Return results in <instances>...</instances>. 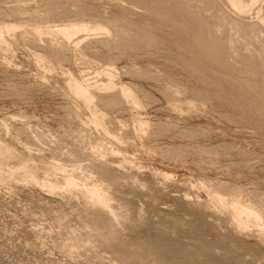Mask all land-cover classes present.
I'll use <instances>...</instances> for the list:
<instances>
[{"label": "rangeland", "instance_id": "1", "mask_svg": "<svg viewBox=\"0 0 264 264\" xmlns=\"http://www.w3.org/2000/svg\"><path fill=\"white\" fill-rule=\"evenodd\" d=\"M53 1L56 5L53 3ZM144 1L145 0H143V1L142 0H135V2H134V0H129V2H128V0H107V1L106 0H73V1L72 0H64V1L63 0H48V1L47 0H0V26L1 27L7 26L9 24L10 25L12 24L13 27L15 26L14 29H13L12 25L7 26L8 28L5 29L4 33H3L5 36L3 34H2V36L4 37V39H6L8 41V43L6 42V40H4L5 43H4V41H2L0 43V122H1L0 123L1 124V126H0V144L4 147L5 146L9 147V151H7L6 153H3L4 151L0 150V164L2 166V169L0 170V264H124V263L125 264H139L140 259H142L140 261V264H143V263L144 264H159V263L162 264V261H163V263L165 262L164 264H201V263L203 264V263H205V261H206L205 264H211V263L215 264V261L218 262L220 257H221L220 262H222V261L225 262L228 260L227 263H233L234 262L235 264H239V263L240 264H242V263H244V264H264V236L261 235V233L259 232L261 230L260 228H262V226H260V225L257 226V224L255 225L254 223H253L254 224L253 225L252 222H249L248 226L251 229L249 227H247V228H244V230H240L242 228H240V227H239L240 229L238 228L236 221L233 219V216L227 210V208L224 206H221L219 203L212 200V196H211V194H217L218 195L217 191L220 190V192H221V189L224 185L223 191L226 189L224 194L227 195V193H228L229 195L225 196L223 194V191H222V194L224 196L221 195L220 192H219V195H221L222 197H225V198L227 197L228 199H232V198H235V196H230V195H233V193H235L234 195H236V198L241 197V200L246 202L247 204H250V205L254 204L253 205L254 207H257V206L260 207V209L263 210L262 213H264V200H263V197H264V129H263L264 128V117H263L264 116V96H263L264 95V85L262 84V82H264V74H263L264 73V65H263L264 62H262V59H264V56H263L264 55V37H263L264 32L263 33L260 32V30L261 31L264 30V8H263L264 7V0H254V1L253 0H249V1L246 0L247 2L245 1V4L247 3L248 6L246 7L245 11L239 9V6H237L238 3L235 2L236 0H228L231 2H228L227 0H222V1L217 0V2H218L217 6L218 7L216 5H214L215 7H213V9H211L213 6V4L211 3V0H198V1L197 0H188L189 2L190 1L192 2V3L190 2L191 4L186 3V2H188L187 0L186 1L182 0V2H181V0L180 1L179 0H176V1L175 0L174 1L173 0H171V1L163 0L164 2L166 1V3L168 2L167 4H165L162 0H160V1H158V0H147L146 3ZM148 1H149V3H147ZM212 1L214 2V4L216 3L215 2L216 0H212ZM224 1H225V3H224ZM232 1H234V2H232ZM71 2H72V4H71ZM174 2H176V3H174ZM193 2L194 3L196 2V3L194 4ZM200 2H202V3H200ZM250 2L252 3V5ZM145 4L148 7H146ZM179 4H181V5H179ZM185 4H189V5H185ZM196 4L198 5V7ZM201 4H204V5L201 6ZM224 4H226V5H224ZM65 5H68V6H65ZM89 5H91V8ZM93 5H94V7H93ZM161 5H162V8H161ZM166 5H168V6H166ZM169 5H171L172 7ZM21 6L25 11L21 10L22 9ZM157 6L159 7V9L157 8ZM188 6H190V7H188ZM193 6H195L194 9H193ZM64 7H66V8L64 9ZM82 7H83V9H82ZM144 7L147 9H145ZM201 7H203V8H201ZM88 8H90L91 10ZM96 8H97V10H96ZM115 8L118 10H116ZM170 8H171V10H170ZM186 8H188V10H186ZM189 8H191V10ZM195 8H198L199 10L201 9V11L205 9V11L201 12ZM247 8L249 11L247 10ZM93 9H94V11H93ZM157 9H158V11H157ZM161 9L162 10L168 9L167 11L169 14L166 13L167 12L166 10H163V12H165L163 15L162 14L163 12H160V11H162ZM179 9H181L182 11ZM184 9L186 11H188L189 13L185 12ZM60 10H62V11H60ZM66 10H68V11H66ZM133 10H135V11H133ZM70 11L72 14L70 13ZM171 11L176 12L177 16L175 15V13H171ZM196 11L200 12V15H199V13L197 14ZM227 11H230V12H227ZM18 12H20V14ZM125 12H128L130 15L125 13ZM131 12L133 13L134 16L132 15ZM134 12H136V13H134ZM154 12H155V14H154ZM159 12H160V14H162V16L159 15ZM40 13H41V15H40ZM97 13H99V14H97ZM151 13H153L154 15ZM178 13H180L181 16ZM231 13H232V15H231ZM85 14L88 15V17ZM122 14H123V17H121ZM167 14H168V16H167ZM172 14H174V15H172ZM205 14L208 17L205 16ZM213 15H214V17H213ZM216 15H217V18L221 17V19L223 18L228 22L225 23L226 21L223 19H222L223 22L221 21V19H216ZM235 15H237V16H235ZM29 16H31V18H29ZM79 16H81L82 18ZM163 16H165V17H163ZM169 16L170 17L176 16L174 18L177 19V17H178L179 21L174 19V18L172 19V17L170 19ZM196 16H198L199 18ZM201 16H203L205 18V20H200ZM224 16L226 18H224ZM104 17L105 18L107 17V18L105 19ZM126 17L130 21L129 23H128V20L125 19ZM134 17H136V18H134ZM180 17L184 18V20L181 19ZM194 17H195V19H194ZM203 17H202V19H203ZM101 18H102V20H101ZM165 18H167V19H165ZM197 18L199 20L200 26H199V23L197 22L198 21ZM211 18L213 20H211ZM234 18L237 22H239V21L242 22V23H240V22L238 23L239 27H238L236 22H233V21H235ZM131 19H132V21H131ZM136 19H138V20H136ZM87 20H89V22ZM104 20H106V21H104ZM114 20H115V22H114ZM139 20H141V22ZM172 20L175 23H173ZM175 20L178 21L179 23L176 22ZM180 20L182 22H180ZM217 20H220L221 24L219 23L220 25H217V27H216L215 24H218V22H219ZM261 20L263 21V23ZM27 21H28V23H26ZM40 21L41 22L44 21V23H42L43 25L41 24ZM59 21L62 22V24L59 23ZM74 21L75 22L76 21H84V22L88 23L90 26V28H89L90 30L89 29L82 30V31L78 32L79 33L78 36L73 35L72 38H68V37L65 38L61 32L56 31V28L58 26H59L58 29H61V28H63L64 25H66L68 23L70 24L71 22H74ZM100 21H101V23H100ZM201 21H202V24H201ZM246 21H248V22L251 21L253 24H251L250 22L248 23ZM96 22H97V24H96ZM107 22H112V24L107 23ZM131 22H132V24H131ZM137 22L139 25L137 24ZM186 22H188V23H186ZM212 22L215 24H213ZM98 23L100 24V28L97 27V26H99ZM176 23H178L179 25L178 24L176 25ZM181 23H182V26L183 25L185 26L184 29H186V30H184L181 27V25H180ZM235 23H236V25H235ZM246 23H247V25L251 24L252 26L258 23L257 24L258 26L255 25V27L257 26L256 27L257 28L256 29L257 30L256 31V33H257L256 37H258V39L257 38L256 39L258 41L255 40V36H253L254 34H252V33L251 34L249 33L250 35L247 33H246L247 35H245V33H243V34L240 33L242 31H244L243 29L242 30L240 29L241 31L239 30V28H241L240 24L246 25ZM102 24H104V26H102ZM105 24H106V26H105ZM136 24H137V26H136ZM151 24H153V25H151ZM154 24H155V26H154ZM185 24L188 26H186ZM194 24L196 25V27H194L195 26ZM224 24L227 26H225ZM232 24H233V26H232ZM40 25H41V27H40ZM144 25H146V26H144ZM205 25L207 26L208 29L206 28ZM251 25H249V26H251ZM54 26H56V27L54 28ZM92 26L93 27L96 26V27L93 28ZM111 26H115V28L118 30H116L114 27H111ZM172 26H175V27H172ZM221 26L224 29H221ZM11 27L13 30L10 29ZM44 27H46V28L44 29ZM105 27H108V28H105ZM110 27L112 30H108V29H110ZM180 27L182 29H180ZM211 27H214L215 29L217 28L216 29L217 31ZM233 27H235V28H233ZM96 28H98V29H96ZM188 28L191 30L188 31ZM194 28H196V29H194ZM226 28L230 29L231 31H229V30L226 31L227 30ZM8 29H10L9 30L10 32L8 31ZM23 29H25V30H23ZM170 29L171 30L173 29V30L170 31ZM199 29L203 30V31H200ZM235 29H238L239 32H238V30H235ZM6 30L8 31V33H6L7 32ZM97 30H98V32H97ZM205 30H207V31H205ZM144 31H147L148 33L147 32L144 33ZM150 31H151V33H149ZM153 31H154V34H153ZM165 31H166L167 35H166V33H164ZM204 31L206 32V34H208L207 32H210L211 33V34L209 33L210 36L204 34L203 33ZM111 32H113V33H111ZM115 32H116V34H115ZM120 32L122 35L119 34ZM197 32H198L200 37L204 38V39L201 38L204 41H205V39L207 41H209L211 38L210 41L212 42L214 39L213 38L214 36H215V38L222 36V37H219V39L221 38L220 43L218 42L219 41L218 38L215 40L216 43L218 42V44H220L221 48H218L220 46L216 43L214 44V41L212 42L214 45L212 43H211V45L216 46V47H214L215 49L217 48L216 50L220 49L217 51L216 54L222 56L221 61H222V59H223V61H226V63H223V65L226 64L227 66H229L231 68H229V67L227 68V67H225L226 65L222 66L221 64H219L218 62H220V58L217 61L214 60L213 59L214 56H213V53H211V51H209V50L206 51L204 49L202 50V48H200L197 45L198 44L197 42H199L200 45H202L201 43L203 41L201 39H197V37H198ZM219 32L222 33L223 35L220 34ZM258 32H260L259 33L260 36H259ZM21 33H24V34H21ZM83 33H85V35ZM140 33H142V34H140ZM217 33H219V34H217ZM235 33H237V35H238V33H240L238 35L239 37ZM253 33H255V32H253ZM97 34L98 35L100 34L99 37L100 36L101 37L99 38ZM201 34L203 36H201ZM228 34H230L231 36ZM262 34H263V36H262ZM88 35H89V37H88ZM125 35L127 36V38ZM130 35H131L132 39H134L135 41H138V43L135 41L131 42L130 41L131 40ZM151 35H155V36H151ZM156 35H158V36H156ZM175 35L177 37H175ZM224 35H226V36H224ZM242 35H245L244 38L242 37ZM248 35L250 36V38ZM6 36H7V38H6ZM102 36L103 37L106 36L105 37L106 39L103 38ZM144 36H146V37H144ZM147 36H151V37H147ZM163 36H164V38H163ZM169 36L170 37L172 36V37L170 38ZM240 36L243 38V40L245 39L244 41H247L248 43L252 42L254 39L255 43L257 42L256 44L257 45L259 44V45L257 46L255 44L256 46L253 47V49H251L252 47L249 49L250 44L244 43V41L242 39H241L242 40V42H241V40H239L241 38ZM251 36L254 38L252 39ZM34 37L36 38V40ZM123 37H124V39H123ZM155 37L158 39L156 40ZM184 37H185V40L183 39ZM246 37H248L249 40H247L248 38H246ZM96 38H97V40H96ZM107 38L109 40H107ZM121 38L124 40V42L122 41ZM144 38H146V39H144ZM148 38H150L151 41H149L150 39H148ZM152 38H155V39L153 40ZM194 38H196V39H194ZM259 38L263 39V41L260 40ZM58 39H60V40H58ZM125 39L126 40L130 39L129 43H128V41H126V44L128 43L127 45H129L130 43H132V44H130V46H127L125 44ZM177 39L181 40L182 43L177 42L178 41ZM190 39H191V41H189L190 42L189 43L188 40H190ZM76 40L77 41L79 40V42H77V43L74 42ZM110 40H112V41H110ZM118 40H120V42ZM147 40H148V42H147ZM172 40H174V41H172ZM107 41H108V43H107ZM207 41L204 43L209 44L210 41L209 42H207ZM58 42H59V44H58ZM100 42H101V44H100ZM161 42L164 44H161ZM231 42H233V43L231 44ZM236 42L237 43L239 42L238 43L239 46L237 45ZM253 42H252V45H253ZM139 43H140V45H139ZM158 43H159V46L161 45L159 49H158L159 46L156 47L158 45ZM168 43H172V44H168ZM183 43L186 45H182ZM240 43H243L244 46H243V44L241 46ZM88 44H90V45H88ZM106 44L107 45L109 44V45L107 46ZM117 44H119V45H117ZM154 44H155V46H154ZM193 44L195 46H193ZM110 45H112L113 47L112 46L110 47ZM142 45L145 47H143ZM188 45L190 46V48H191V46H193L192 48L194 50L195 49H197V50L194 51L193 49H190ZM248 45H249V47H248ZM88 46L90 48L92 46L93 47L95 46V47L91 48L93 50H91V49L89 50ZM139 46H141V48ZM168 46L170 49L167 48ZM183 46H185V47H183ZM118 47H120V48H118ZM240 47H242V48H240ZM261 47L263 49H261ZM30 48L33 50L35 49V51H33V50L31 51ZM109 48H110V50H109ZM116 48H117V50H116ZM145 48H147V49H145ZM186 48H189V49H186ZM254 48H255V55H251L254 53V52L252 53V50H254ZM256 48L258 51L256 50ZM120 49H121V51H120ZM141 49H142V52H141ZM231 49H233L234 51L232 50L233 51L232 52ZM238 49H240V50L238 51ZM97 50L99 51L98 53H97ZM158 50H162V51L159 52ZM188 50L194 51L195 54L188 51ZM221 50H223V51H221ZM261 50H262V52H261ZM65 51H66V53H65ZM72 51L75 53H73ZM92 51H93V53H92ZM134 51L137 53H135ZM155 51H156V54H155ZM177 51L180 53H178ZM198 51H200V52H198ZM204 51H205V54H204ZM62 52H64V53L62 54ZM112 52H113V54H112ZM143 52H145V54ZM173 52H175V54ZM182 52H183L184 56H182L183 55V54H181ZM242 52H243V55L241 54ZM94 53L95 54L97 53V55L93 56L92 54H94ZM142 53H143V55H142ZM168 53H169V55H168ZM186 53H188V54H186ZM197 53L199 54L200 57L197 56L198 55ZM257 53H260V55H262V56H260ZM98 54H99V56H98ZM119 54H121L124 57H122ZM117 55H118V57H117ZM153 55H155V56H153ZM237 55H239V56H237ZM95 56H96V58H95ZM101 56H103V57H101ZM181 56L184 58H182ZM220 56H218V57H220ZM226 56H227L228 60L225 59ZM247 56H249L250 63L247 61L248 60ZM252 56H253V58H252ZM259 56H260V58H259ZM134 57H137V58H134ZM149 57L151 60L149 59ZM195 57H196V59L199 57L198 60L199 59H200L199 61L203 60L204 63L199 62L200 63V65H199V63H197L198 60H196ZM209 57H210V59H209ZM256 57H257V59H256ZM230 58H231V60L233 58L235 60L233 59L231 61V60H229ZM243 58H244V60H243ZM16 59H18V60H16ZM53 59H55V60H53ZM110 59H111V61H110ZM212 59H213V61H212ZM165 60H166V62H165ZM209 60H211V61L209 62ZM251 60L254 62V64ZM182 61H184V62H182ZM150 62L151 63L154 62V63L151 64ZM228 62H229V64H228ZM1 63H4V64H1ZM5 63H7V64H5ZM113 64L116 66H114ZM160 64H161V67H160ZM244 64L246 67L244 66ZM255 64L257 65L258 70L256 69ZM56 65H58V66H56ZM208 65H210L212 69ZM253 65H255V67ZM8 66H10V68ZM167 66H171V68L167 67ZM192 66H194V67H192ZM242 66H244V67H242ZM58 67H60V68H58ZM109 67H111V69ZM222 67H224V69ZM200 68L202 69V72H201ZM213 68H214V70H213ZM234 68H238V70L237 69L235 70ZM248 68H250L251 71ZM260 68L263 70H261ZM59 69H60V71H59ZM243 69H245V70H243ZM259 69L261 70L262 73H259L260 72ZM72 70H74L75 72H73ZM114 70H115V72H114ZM194 70H195V72H194ZM197 70H198V72H197ZM252 70H253V72H252ZM43 71H44V74H43ZM79 71H81V72H79ZM174 71H175V73H174ZM208 71H209V73H208ZM210 71H212V72H210ZM219 71H220L221 75H220V73L218 75H216ZM106 72H108V73H106ZM131 72H133V73H131ZM135 72L137 75H135ZM203 72H205V73L207 72L206 74H207L208 80L206 79V76L205 77L203 76V75H205ZM215 72H216V74H215ZM75 73L79 76V78ZM104 73H106V75ZM196 73H199V74H196ZM211 73H212V75H211ZM180 74H182V75H180ZM214 74L216 75V77ZM222 74H225V75H223L224 77L222 76ZM226 74H227V76H226ZM261 74L263 76H261ZM38 75H40V76H38ZM110 75H112V76L110 77ZM233 75H234V77H232ZM253 75L255 77H253ZM66 76H68L69 79ZM106 76H107V78H106ZM113 76H115V77H113ZM170 76H172V78ZM230 76H231L232 80H230L231 79ZM72 77L76 80L78 79V81L80 80V83L83 84L84 87L89 88L90 92L92 93L91 103L89 102L90 105L88 104V106H87V103L83 102L82 98L78 94H75L74 92L70 91L69 86H68V82L70 81V79ZM108 77H110V78H108ZM214 77L215 78L218 77V78L215 79ZM219 77H220V80H224L226 83L229 80L232 81V83L229 81L228 82L229 84L227 83L225 85V82L220 81ZM235 77L236 78L238 77L239 79L238 78L236 79ZM49 78H51V79H49ZM155 78H156V80H155ZM174 78H176V79H174ZM150 79H152V80H150ZM175 80H176V82H175ZM204 80H207V83H205L206 81H204ZM253 80L254 81L256 80V82H254ZM260 80L262 81L261 84H260ZM82 81H84V83H82ZM107 81H109V82L107 83ZM111 81L113 83L112 84L113 87L111 86V83H110ZM185 81L188 83H185ZM208 81H210V82L208 83ZM219 81L221 82L220 85L224 86V88L227 87L226 91L227 90L228 91L226 92L224 90V88L221 87L220 85H219L220 87L218 86V88L219 89L221 88L220 89L221 91L223 88V90L225 91V92L223 91V94L226 93L224 95L228 94V96L225 97L223 94L222 95L220 94L221 96H218L219 95V92L217 94L218 88L215 89V87H217V85L220 83ZM101 82H102V85L104 84L103 86L101 85ZM153 82H154V84H153ZM171 82H173V84ZM155 83H157L158 86ZM210 83H213V84H210ZM52 84H54V85H52ZM85 84H86V86H85ZM90 84L93 86H91ZM107 84H109L110 87H112V88H110L109 86L107 87ZM123 84H125L127 87L129 86L128 89H130L132 91V93L136 96V98H137V96H138V98L140 97L139 99L137 98V101H139V102H137L136 99L133 100V98H130L131 97L130 95H129L130 97L127 95H124L122 90H127V87L125 85H124L125 86L124 87ZM130 84H134V85H130ZM63 85H64L65 89L62 87ZM174 85H175V87H174ZM188 85L190 86V88ZM191 85H192V87H191ZM138 86H140V87H138ZM166 86H167V88H166ZM172 86L174 87L173 88L174 90L172 88H170ZM184 86H185L186 90L184 89ZM213 86H214V88H213ZM228 86L232 90H230ZM28 87L30 89H28ZM105 87H106V89H105ZM136 87H138V88H136ZM181 87H182V89H181ZM235 87L237 89H235ZM252 87H253V89H252ZM26 88H27V90H26ZM100 88L101 89L103 88V89L101 90ZM116 88H117V90H116ZM22 89H24V90H22ZM197 89H199V90H197ZM233 89H235V91L237 93H238V90H240V89L243 90L242 92H244V90H245V92L248 94H246L244 92V95H246V97H248V98L244 97L243 98L244 100H243L242 99L243 95H241L242 93L240 92L241 90L239 91L240 95H238ZM250 89H251V92H250ZM257 89L261 90V92ZM114 90H116V91H114ZM176 90L179 91L180 93H178ZM203 90H205V93H203L204 92ZM220 90H218V91H220ZM229 90H230V92H229ZM25 91H26V93H25ZM38 91L40 92L39 94H38ZM172 91H173V94H172ZM191 91L193 94L191 93ZM199 91H202V93ZM257 91L259 94L257 93ZM115 92H116V94H115ZM197 92L200 93L201 97L198 95ZM228 92L232 93L231 96H233V98L229 96L230 94ZM111 93H113V94H111ZM206 93H207L209 99H208V97H205V96H207ZM234 93H236V94H234ZM249 93H250L251 97H249ZM98 94H101L104 97L100 98L101 95L98 96ZM119 94H122L123 98ZM176 94H178V95H176ZM181 94H182V96H181ZM201 94L202 95L205 94V96H204L205 99L203 98V96ZM111 95H113V96H111ZM115 95H119L120 98H118V100H117L118 96H115ZM148 95H151V96H148ZM236 95H237V97H236ZM257 95H258V97H257ZM107 96H111L114 99L111 97L108 98ZM240 96H241V98H240ZM254 96H256L257 98ZM106 97H107V99H106ZM234 97H235V99H234ZM124 98H126L127 101L124 102V100H126ZM183 98H186L184 100L185 101L188 100V101H186V103H185V101L182 102ZM194 98L195 99L197 98L198 100L196 99L197 101L195 100L196 101L195 102ZM206 98H207V100H206ZM229 98L231 100H229ZM236 98H238V100ZM103 99H104V101H103ZM109 99H110V101H107ZM122 99H124L123 102H122ZM190 99H192V100H190ZM226 99L228 100V102L232 101V99H233L234 102L238 101L239 104H238V102L237 103L231 102V104L230 103L228 104ZM241 99L245 103L243 101H241ZM249 99H250V101L253 100V101L257 102V104L255 105V102H254L253 104H251L252 106H247L249 103ZM261 99H263V100H261ZM111 100L112 101L114 100L115 102L114 101L112 102ZM177 100H179V102ZM199 100H201V101H199ZM119 101H121L123 103V105ZM132 101H134V102H132ZM207 101H210V102H207ZM79 102H80V105H79ZM107 102H108V104H106ZM127 102L130 104H128ZM175 102H177V103H175ZM202 102H203V104H202ZM204 102H206V104H205V106L202 107V105H204ZM223 102L226 104H223ZM111 103L114 104V106ZM137 103H139V105H137ZM189 103L190 104L192 103L191 106ZM199 103H200V105H199ZM211 103L213 104V106ZM232 103L236 104V105L234 106V105H232ZM242 103L244 104V107L242 106L243 105ZM250 103H252V102H250ZM258 104H259V106H258ZM74 105L76 106V108H74L75 107ZM196 105H198L199 107ZM253 105H255L257 108H255ZM61 106H62V108H60ZM246 106H247V108L248 107L249 108L246 109ZM177 107H179V109ZM213 107H214V109H213ZM250 107H252L251 110H250ZM104 108H106L107 110ZM244 108H245V111H247L249 113L246 112V114H245L244 113L245 111L242 110ZM196 109H198V110H196ZM199 109L200 110L202 109V110L200 111ZM130 110H131V112H130ZM221 110H222V112H221ZM207 111H208V114H206ZM214 112L216 115L214 114ZM23 113H25V114L23 115ZM65 113H66V115H65ZM94 113L100 114V118L98 119V122H94L92 120V115ZM220 113H223V115ZM18 114H20V115H18ZM79 114H80V116L78 117ZM54 115H55V117H54ZM224 115H227V116H224ZM69 116H71V117H69ZM74 116L76 119L74 118ZM214 116H216V117H214ZM81 117H83V118H81ZM119 118H120V120H119ZM63 119H64V121H63ZM83 119H85V120H83ZM101 119L103 121H101ZM112 119H114V120H112ZM117 119H118V121H117ZM258 119H259V121H258ZM261 119L263 122L261 121ZM144 120H145V122H144ZM227 120H229V121H227ZM70 121H71V123H70ZM72 121H73V124H72ZM74 121L76 122V124ZM86 121H88V123ZM124 121H126V122H124ZM140 121L142 123H139ZM6 124H8V125H6ZM97 124L99 125V127L97 126ZM139 124H141V127ZM156 124L158 127H156ZM24 125H26V126H24ZM111 125H113V126H111ZM150 125H151V127H150ZM167 125H169V126H167ZM7 126H9V127L7 128ZM67 127H69V129ZM110 128H112V130ZM113 128H115V129L119 128V129L115 130ZM149 128H150V131H149ZM7 129H9V130H7ZM74 129H75V132H74ZM163 129H166V130H163ZM212 129H214V130L217 129V131H214ZM24 130H25V133H24ZM128 130H130V131H128ZM221 130H222V133H221ZM67 131H68V133H67ZM77 131H79V134ZM182 131H183V133H182ZM62 132H63V134H62ZM70 132H71V134H70ZM88 132H89V134H87ZM119 132H120V134H119ZM128 132H129V134H128ZM143 132H144V134H143ZM191 132L193 134L192 136H191V134H188ZM234 132H236V134ZM155 134H156V136H155ZM202 134H204V135H202ZM253 134H255V136ZM71 135H74V136H71ZM83 135H85V136H83ZM186 136H188L189 139H185ZM191 137H193V138H191ZM258 137L260 138V140L258 139ZM84 138H85V140H82ZM127 138H128V140H127ZM241 138H242V140H241ZM194 139H196V140H194ZM252 139H253V141H252ZM193 141H194V143H193ZM247 142H248V144H247ZM113 147H114V149H113ZM134 147H135V149H134ZM168 147L170 150L168 149ZM174 147H175V149H174ZM238 147H239V149H238ZM181 150L183 152L184 151L185 152L183 153ZM101 152H103V153H101ZM242 152H243V154H242ZM253 152H255L256 154ZM260 154H261V156H260ZM258 155L260 157H258ZM50 159H52V160H50ZM98 165H99V167H98ZM100 165H102V166H100ZM53 167H55L56 169ZM99 168H100V170H98ZM108 175H110V177ZM112 175H114V176H112ZM68 176H71L76 180L75 185H73L72 187H68L67 185H65L63 183V182H65L64 181L65 177H68ZM99 176L101 178H99ZM97 182H98V184H97ZM221 184H222V187H221ZM50 185H55V188L54 189L50 188ZM93 185L94 186L98 185L97 187L99 189H100V187L104 189V190L102 189V192L105 195L108 194L106 196L109 197L108 199L111 200L109 202L111 203L112 208H114V212H116L118 210L116 213H118L117 217L119 218V220L114 214H112L109 211L107 212V209L105 212L107 214H103V209L105 211V208H101L99 204L95 205L96 204L95 202H94V205H93V203L90 202L93 199L89 200L90 198L86 194L85 191H87L89 188L93 187ZM204 185H206V186H204ZM218 185H219V188L221 187L220 189L218 188ZM43 188H45V189H43ZM227 189L230 191L231 194L229 193V191ZM236 192H237V194H236ZM238 192L240 193V195ZM113 193H114V195H113ZM84 197L86 200L84 199ZM87 201H89V202H87ZM262 201H263V203H262ZM84 202H85L86 207L88 206V208L90 210H87L88 208L84 207L85 206ZM96 207H98V208H96ZM123 212L125 214H122ZM91 213H92V215H91ZM90 215H91V217H90ZM137 215L139 216V218ZM84 216H86V217H84ZM94 216H98V217H94ZM112 216L115 218H113ZM122 216H123V218L121 219ZM134 217L136 218V220ZM124 218H125V220L127 218V220L125 221ZM197 218H199V219H197ZM144 219H145V221H144ZM151 219H153V220H151ZM86 220H88L89 222ZM115 220H117V221H115ZM104 221H106L107 223L106 222L104 223ZM90 222L97 224V225L95 224V228H94V224L93 223L91 224ZM108 222H111L112 225L113 224H115V225L112 226L111 223H108ZM116 222H118V223H116ZM130 223H132L134 225H132ZM191 223H194V224H191ZM117 224H119V225H117ZM176 224H178V225H176ZM84 225H85V227H83ZM164 225H165V227H164ZM192 225H194V226H192ZM80 226H82V227H80ZM91 226H93V227H91ZM108 227H110V228H108ZM71 228H73V229H71ZM92 228L97 232L94 233L95 231ZM162 228H166V229H162ZM110 229H112V230H110ZM153 229H156L157 232ZM193 229H195V230H193ZM84 230L86 231V233ZM99 230H100V233H98ZM158 232H161V234L163 233L162 235L159 233V238L157 236ZM111 233H113V234H111ZM146 233H148V234H146ZM165 233H167L166 237H164L166 235ZM84 234H85V236H84ZM104 234H109V235H104ZM110 234H111V237H110ZM97 235H99V236H97ZM108 236L112 240H109ZM152 236L154 237V239ZM89 237H90V239H89ZM98 237H100V239ZM132 237L135 239H133ZM147 237L148 238L150 237V238L147 239ZM161 237H164L165 241ZM166 238H167V240H166ZM174 238H175V240L173 241ZM87 239L89 240V242L87 241ZM95 239H97V240H95ZM159 239H160V242H158ZM176 239L178 242H176ZM219 239H221L222 241L221 240L218 241ZM106 240H107V242H106ZM142 240H143V242H142ZM148 240H149V242L151 241V243H152L151 245H149L150 243L148 242ZM80 241L83 243H81ZM121 241L123 243H121ZM153 241L154 242L157 241V242L154 243ZM162 241L164 243L169 242V245H171V243H172V246H174L175 243H177V245L175 244L176 245L175 249L172 248L173 250L172 249L169 250L170 248L168 249L167 243L165 245V244L161 243ZM179 241H181V242H179ZM223 241H225L226 244ZM74 242L76 243V245H74L75 244ZM90 242L91 243L94 242V243L91 245ZM112 242H114V243H112ZM182 242H184V243H182ZM204 242H205V246H204ZM78 243H79V245H77ZM96 243H98V244H96ZM179 243H180V245H179ZM181 243H182V245H181ZM211 243H213V244H211ZM230 243H232V244H230ZM99 244H100V246H99ZM118 244H119V247L117 246ZM135 244L138 247H136ZM185 244H188L190 246L192 245V246L190 247V246L185 245ZM131 246H133V247H131ZM165 246H167V247H165ZM208 246H210V247H208ZM76 247H78V248H76ZM182 247H184V248H182ZM192 247H194V248L192 249ZM195 247H197V248H195ZM227 247H229V248H227ZM235 247H236L238 252L236 251ZM92 248H93V250H92ZM125 248L128 250H125ZM149 249H151V250L149 251ZM190 249H192L194 251V253ZM136 250H138V251H136ZM118 251H120V253L121 252L122 253L124 252V253L120 254ZM127 251H128V253H127ZM136 252H137V254H139V257L136 254ZM160 253H162V254H160ZM178 253H182V254L178 255ZM230 253H231V255H230ZM232 253H234V254L232 255ZM129 254H131L132 256ZM141 254L143 256H141ZM158 254H159V256H157ZM124 255L125 256L126 255L131 256L132 259H131V257H129V258L127 256L124 257ZM133 256H135V257L133 258ZM204 256L206 257V260L204 259L205 258ZM217 256H219V258ZM136 257L139 260H137ZM161 257H163V260L161 259ZM226 257H228V258H226ZM238 257H239V259H238ZM145 258H147V259H145ZM149 258H151V259H149ZM225 258H226L225 261L222 260ZM234 258L237 259V261ZM115 259H117V260L115 261ZM129 259H130V261H129ZM194 259L196 260V262ZM209 259H210V261H212L211 263H209L210 261H207ZM132 260H133V262H131ZM135 260H137V261H135ZM145 260H147L148 263L145 262ZM229 260H230V262H229Z\"/></svg>", "mask_w": 264, "mask_h": 264}, {"label": "bare ground", "instance_id": "2", "mask_svg": "<svg viewBox=\"0 0 264 264\" xmlns=\"http://www.w3.org/2000/svg\"><path fill=\"white\" fill-rule=\"evenodd\" d=\"M47 1H48V0H47ZM63 1H64V0H63ZM72 1H73V0H72ZM106 1H107V0H106ZM142 1H143V0H142ZM146 1H147V0H145L144 2L146 3ZM158 1H160V0H158ZM162 1H163V0H162ZM166 1H167V0H166ZM166 1H165V2L163 1V2H164L165 4H167L168 2L166 3ZM169 1H171V0H169ZM173 1H174V0H173ZM173 1H172V2H173ZM175 1H176V0H175ZM179 1H180V0H179ZM184 1H186V0H184ZM187 1H188V0H187ZM197 1H198V0H197ZM221 1H222V0H221ZM227 1H228V0H227ZM245 1H246V0H236V1H235V2L238 3L237 6H239V9H240V10H244V11H245L246 7L248 6L247 3L245 4ZM247 1H249V0H247ZM247 1H246V2H247ZM253 1H254V0H253ZM50 2H51V1H50ZM50 2H49V3H50ZM55 2H56V1H55ZM119 2H120V1H119ZM121 2H122V1H121ZM128 2H129V0H128ZM134 2H135V0H134ZM154 2H155V1H154ZM181 2H182V0H181ZM190 2H191V1H190ZM190 2L188 1V2H186V3H190ZM203 2H204V1H203ZM215 2H216V3L214 4V2L211 0V3L213 4V6H212L211 9H213V7H215L214 5L217 6V3H218L217 0H216ZM228 2H231V1H228ZM232 2H234V1H232ZM251 2H252V1H251ZM251 2H250V3H251ZM53 3H54V1H53ZM60 3H61V2H60ZM65 3H66V2H65ZM77 3H78V2H77ZM122 3H123V2H122ZM131 3H132V2H131ZM136 3H137V2H136ZM140 3H141V2H140ZM147 3H149V1H148ZM155 3H156V2H155ZM159 3H160V2H159ZM174 3H176V2H174ZM174 3H173V4H174ZM183 3H184V2H183ZM191 3H192V2H191ZM191 3H190V4H191ZM193 3H194V2H193ZM195 3H196V2H195ZM195 3H194V4H195ZM200 3H202V2H200ZM222 3H223V2H222ZM222 3H221V4H222ZM224 3H225V1H224ZM44 4H45V3H44ZM54 4H55V3H54ZM71 4H72V2H71ZM84 4H85V3H84ZM137 4H138V3H137ZM160 4H161V3H160ZM165 4H164V5H165ZM169 4H170V3H169ZM171 4H172V3H171ZM181 4H182V3H181ZM181 4H179V5H181ZM42 5H43V4H42ZM48 5H49V4H48ZM52 5H53V4H52ZM55 5H56V4H55ZM85 5H86V4H85ZM87 5H88V4H87ZM120 5H121V4H120ZM142 5H143V4H142ZM145 5H146V4H145ZM145 5H144V6H145ZM157 5H158V4H157ZM164 5H163V6H164ZM179 5H178V6H179ZM185 5H189V4H185ZM196 5H197V4H196ZM202 5H204V4H201V6H202ZM224 5H226V4H224ZM229 5H230V4H229ZM251 5H252V3H251ZM18 6H19V5H18ZM23 6H24V5H23ZM36 6H37V5H36ZM65 6H68V5H65ZM89 6H90V8H91V5H89ZM89 6H88V7H89ZM166 6H168V5H166ZM169 6H171V5H169ZM173 6H174V5H173ZM176 6H177V5H176ZM183 6H184V5H183ZM191 6H192V5H191ZM220 6H221V5H220ZM237 6H236V7H237ZM27 7H28V6H27ZM43 7H44V6H43ZM56 7H57V6H56ZM93 7H94V5H93ZM122 7H123V6H122ZM146 7H148V6L146 5ZM151 7H152V6H151ZM171 7H172V6H171ZM174 7H175V6H174ZM180 7H181V6H180ZM188 7H190V6H188ZM194 7H195V6H193V9H194ZM197 7H198V5H197ZM205 7H206V6H205ZM217 7H218V6H217ZM217 7H216V8H217ZM4 8H5V7H4ZM11 8H12V7H11ZM11 8H10V9H11ZM19 8H20V7H19ZM21 8H22V6H21ZM53 8H54V7H53ZM65 8H66V7H64V9H65ZM77 8H78V7H77ZM90 8H88V9H90ZM144 8H145V7H144ZM155 8H156V7H155ZM155 8H154V9H155ZM157 8L159 9L158 6H157ZM161 8H162V5H161ZM163 8H164V7H163ZM165 8H166V7H165ZM177 8H178V7H177ZM191 8H192V7H191ZM191 8H189V9L191 10ZM201 8H203V7H201ZM248 8H249V7H248ZM248 8H247V10H248ZM251 8H252V7H251ZM263 8H264V7H263ZM29 9H30V8H29ZM56 9H57V8H56ZM58 9H59V8H58ZM82 9H83V7H82ZM115 9H116V8H115ZM132 9H133V8H132ZM145 9H147V8H145ZM154 9H153V10H154ZM158 9H157V11H158ZM173 9H174V8H173ZM195 9H198V8H195ZM208 9H209V8H208ZM6 10H7V9H6ZM21 10H24V9L22 8ZM37 10H38V9H37ZM90 10H91V9H90ZM90 10H89V11H90ZM96 10H97V8H96ZM116 10H118V9H116ZM122 10H123V9H122ZM122 10H121V11H122ZM128 10H129V9H128ZM149 10H150V9H149ZM149 10H148V11H149ZM161 10H162V9H161ZM163 10H166V11H167L168 9H163ZM163 10L160 11V12H163ZM170 10H171V8H170ZM175 10H176V9H175ZM179 10H181V9H179ZM184 10H185V9H184ZM186 10H188V8H186ZM186 10H185V12H188V11H186ZM198 10H199V9H198ZM227 10H228V9H227ZM252 10H253V9H252ZM2 11H3V10H2ZM7 11H8V10H7ZM24 11H25V10H24ZM26 11H27V10H26ZM52 11H53V10H52ZM60 11H62V10H60ZM66 11H68V10H66ZM72 11H73V10H72ZM83 11H84V10H83ZM93 11H94V9H93ZM130 11H131V10H130ZM133 11H135V10H133ZM155 11H156V10H155ZM157 11H156V12H157ZM177 11H178V10H177ZM181 11H182V10H181ZM193 11H194V10H193ZM199 11H201V9H200ZM202 11H205V9L202 10ZM202 11H201V12H202ZM225 11H226V10H225ZM225 11H224V12H225ZM230 11H231V10H230ZM230 11H227V12H230ZM248 11H249V10H248ZM248 11H247V12H248ZM5 12H6V11H5ZM9 12H10V11H9ZM13 12H14V11H13ZM15 12H16V11H15ZM45 12H46V11H45ZM49 12H50V11H49ZM58 12H59V11H58ZM75 12H76V11H75ZM160 12H159V15H161V16H162V14L164 15V13H165V12H163L162 14H160ZM169 12H170V11H169ZM183 12H184V11H183ZM185 12H184V13H185ZM194 12H195V11H194ZM196 12H197V14L199 13V15H200V12H198V11H196ZM18 13L20 14V12H18ZM63 13H64V12H63ZM70 13H71V11H70ZM70 13H69V14H70ZM85 13H86V12H85ZM92 13H93V12H92ZM105 13H106V12H105ZM115 13H116V12H115ZM115 13H114V14H115ZM121 13H122V12H121ZM125 13L129 14L128 12H125ZM131 13H132V12H131ZM134 13H136V12H134ZM166 13H168V11H167ZM171 13H175V15H176V12H172V11H171ZM181 13H182V12H181ZM188 13H189V12H188ZM241 13H242V12H241ZM24 14H25V13H24ZM26 14H27V13H26ZM42 14H43V13H42ZM57 14H58V13H57ZM71 14H72V13H71ZM71 14H70V15H71ZM82 14H83V13H82ZM93 14H94V13H93ZM97 14H99V13H97ZM97 14H96V15H97ZM101 14H102V13H101ZM111 14H112V13H111ZM116 14H117V13H116ZM116 14H115V15H116ZM123 14H124V13H123ZM123 14H122L121 17H123ZM151 14H153V13H151ZM154 14H155V12H154ZM154 14H153V15H154ZM157 14H158V13H157ZM168 14H169V13H168ZM168 14H167V16H168ZM178 14L181 16L180 13H178ZM206 14H207V13H206ZM206 14H205V16H207ZM214 14H215V13H214ZM13 15H14V14H13ZM40 15H41V13H40ZM43 15H44V14H43ZM78 15H79V14H78ZM85 15H86V14H85ZM89 15H90V14H89ZM103 15H104V14H103ZM129 15H130V14H129ZM129 15H128V16H129ZM132 15H133V13H132ZM138 15H139V14H138ZM140 15H141V14H140ZM148 15H149V14H148ZM172 15H174V14H172ZM185 15H186V14H185ZM193 15H194V14H193ZM199 15H198V16H199ZM201 15H202V14H201ZM225 15H226V14H225ZM231 15H232V13H231ZM258 15H259V14H258ZM74 16H75V15H74ZM82 16H83V15H82ZM86 16L88 17V15H86ZM117 16H118V15H117ZM133 16H134V15H133ZM135 16H136V15H135ZM143 16H144V15H143ZM145 16H146V15H145ZM155 16H156V15H155ZM176 16H177V15H176ZM176 16H174V17H176ZM198 16H196V17H198ZM226 16H227V15H226ZM229 16H230V15H229ZM235 16H237V15H235ZM240 16H241V15H240ZM50 17H51V16H50ZM55 17H56V16H55ZM65 17H66V16H65ZM79 17H81V16H79ZM90 17H91V16H90ZM92 17H93V16H92ZM102 17H103V16H102ZM107 17H108V16H107ZM107 17H106V18H107ZM124 17H125V16H124ZM140 17H141V16H140ZM151 17H152V16H151ZM163 17H165V16H163ZM163 17H162V18H163ZM169 17H170V16H169ZM171 17H172V19L174 18L173 16H171ZM171 17H170V19H171ZM190 17H191V16H190ZM202 17H203V16L200 17V20H205V18L203 17V19H202ZM207 17H208V16H207ZM213 17H214V15H213ZM218 17H219V16H218ZM222 17H223V16H222ZM258 17H259V16H258ZM15 18H16V17H15ZM27 18H28V17H27ZM29 18H31V16H29ZM43 18H44V17H43ZM63 18H64V17H63ZM69 18H70V17H69ZM77 18H78V17H77ZM81 18H82V17H81ZM99 18H100V17H99ZM104 18H105V17H104ZM106 18H105V19H106ZM108 18H109V17H108ZM134 18H136V17H134ZM143 18H144V17H143ZM143 18H142V19H143ZM152 18H153V17H152ZM156 18H157V17H156ZM158 18H159V17H158ZM160 18H161V17H160ZM180 18L184 20V18H182V17H180ZM191 18H192V17H191ZM198 18H199V17H198ZM198 18H197V20H198ZM224 18H226V17L224 16ZM235 18H236V17H235ZM235 18H234V20H235ZM238 18H239V17H238ZM242 18H243V17H242ZM261 18H262V17H261ZM53 19H54V18H53ZM70 19H71V18H70ZM88 19H89V18H88ZM96 19H97V18H96ZM113 19H114V18H113ZM122 19H123V18H122ZM125 19L128 20L127 17H126ZM125 19H124V20H125ZM129 19H130V18H129ZM142 19H141V20H142ZM163 19H164V18H163ZM165 19H167V18H165ZM170 19H169V20H170ZM174 19H176V18H174ZM194 19H195V17H194ZM209 19H210V18H209ZM216 19H221V17L217 18V15H216ZM222 19H223V18H222ZM222 19H221V21L223 22V20H225V19H223V20H222ZM40 20H41V19H40ZM43 20H44V19H43ZM51 20H52V19H51ZM56 20H57V19H56ZM75 20H76V19H75ZM77 20H78V19H77ZM89 20H90V19H89ZM89 20H87V21L89 22ZM94 20H95V19H94ZM101 20H102V18H101ZM109 20H110V19H109ZM109 20H108V21H109ZM111 20H112V19H111ZM136 20H138V19H136ZM136 20H135V21H136ZM141 20H139V21L141 22ZM176 20H178V17H177ZM176 20H175V21H176ZM192 20H193V19H192ZM206 20H207V19H206ZM211 20H213V19L211 18ZM244 20H245V19H244ZM22 21H23V20H22ZM46 21H47V20H46ZM48 21H49V20H48ZM62 21H63V20H62ZM72 21H73V20H72ZM85 21H86V20H85ZM95 21H96V20H95ZM97 21H98V20H97ZM104 21H106V20H104ZM118 21H119V20H118ZM131 21H132V19H131ZM164 21H165V20H164ZM166 21H167V20H166ZM172 21H173V20H172ZM178 21H179V20H178ZM178 21H176V22H178ZM189 21H190V20H189ZM195 21H196V20H195ZM209 21H210V20H209ZM209 21H208V22H209ZM217 21H219L218 24L213 23L214 21L212 22L213 24L216 25V27H217V25H220V24H221L220 20H217ZM225 21H226V20H225ZM242 21H243V20H242ZM258 21H259V20H258ZM258 21H257V22H258ZM261 21H262V20H261ZM24 22H25V21H24ZM40 22H41V21H40ZM98 22H99V21H98ZM102 22H103V21H102ZM114 22H115V20H114ZM122 22H123V21H122ZM129 22H130V21L128 20V23H129ZM180 22H182V21L180 20ZM184 22H185V21H184ZM197 22L199 23V20H198ZM205 22H206V21H205ZM205 22H204V23H205ZM227 22H228V21H226L225 23H227ZM230 22H231V21H230ZM233 22H236L237 25H238V23H239L240 21L237 22V21L235 20V21H233ZM233 22H232V23H233ZM246 22H248V21H246ZM249 22H250L251 24H253L251 21H249ZM249 22H248V23H249ZM26 23H28V21H27ZM26 23H25V24H26ZM29 23H30V22H29ZM42 23H44V21L41 22V24H42ZM59 23L62 24V22H60V21H59ZM67 23H68V22H67ZM90 23H91V22H90ZM100 23H101V21H100ZM107 23H111V24H112V22H107ZM118 23H119V22H118ZM173 23H175V22L173 21ZM178 23H179V22H178ZM178 23H176V25H177ZM186 23H188V22H186ZM191 23H192V22H191ZM195 23H196V22H195ZM219 23H220V24H219ZM236 23H235V25H236ZM240 23H242V22H240ZM244 23H245V22H244ZM262 23H263V21H262ZM20 24H21V23H20ZM64 24H65V23H64ZM96 24H97V22H96ZM98 24H99V23H98ZM113 24H114V23H113ZM131 24H132V22H131ZM131 24H130V25H131ZM137 24H138V22H137ZM137 24H136V26H137ZM145 24H146V23H145ZM170 24H171V23H170ZM189 24H190V23H189ZM201 24H202V21H201ZM205 24H206V23H205ZM209 24H210V23H209ZM251 24H249V25H251ZM257 24H258V23H257ZM257 24H255V25H257ZM3 25H4V24H3ZM9 25H10V24H9ZM9 25H7V26H9ZM11 25H12V24H11ZM11 25H10V26H11ZM22 25H23V24H22ZM42 25H43V24H42ZM44 25H45V24H44ZM109 25H110V24H109ZM116 25H117V24H116ZM116 25H115V26H116ZM130 25H129V26H130ZM138 25H139V24H138ZM151 25H153V24H151ZM151 25H150V26H151ZM172 25H173V24H172ZM178 25H179V24H178ZM180 25H181V27L184 29L185 26H184V25L182 26V23H181ZM185 25H186V24H185ZM194 25H195V24H194ZM224 25H225V24H224ZM235 25H234V26H235ZM241 25H242V24H240V27H241V28H239V30H240V29H241V30H242V29L244 30V31L240 32L241 34L245 33V35H247V34H249V33H250V34L252 33V34H254L253 36H255V40L258 39V37H256V34H257V33H256V31H257L256 29H257V28H256V27H257L258 25H257L256 27H255V25H253L254 27H253L252 25L249 26V25H247V23H246V25H244V24H243L242 26H241ZM7 26H2V27L0 26V43H1L2 41L6 40V39H4V37L2 36V34L4 33V30L8 28ZM38 26H39V25H38ZM102 26H104V24H102ZM105 26H106V24H105ZM115 26H111V27H114V28H115ZM117 26H118V25H117ZM117 26H116V27H117ZM120 26H121V25H120ZM142 26H143V25H142ZM144 26H146V25H144ZM147 26H148V25H147ZM154 26H155V24H154ZM186 26H188V25H186ZM189 26H190V25H189ZM199 26H200V23H199ZM205 26H206V25H205ZM209 26H210V25H209ZM213 26H214V25H213ZM222 26H223V25H222ZM222 26H221V29H224V28H222ZM225 26H227V25H225ZM232 26H233V24H232ZM12 27H13V25H12ZM12 27H11L10 29H12ZM40 27H41V25H40ZM40 27H39V28H40ZM46 27H47V26H46ZM46 27H44V29H45ZM55 27H56V26H54V28H55ZM58 27H59V26H58ZM58 27L56 28V31L61 32L65 38H67V37H68V38H72L73 35H74V36H76V35L78 36V34H79L78 32H80V31H82V30H87V29L90 28L89 24L86 23V22H84V21H76V22L74 21V22H71L70 24L68 23V24L64 25L63 28H61V29H58ZM92 27H93V26H92ZM92 27H91V28H92ZM95 27H96V26H95ZM95 27H93V28H95ZM97 27L100 28V24H99V26H97ZM111 27H110V29H108V30H112ZM138 27H139V26H138ZM172 27H175V26H172ZM176 27H177V26H176ZM181 27H180V29H182ZM194 27H196V25H195ZM197 27H198V26H197ZM201 27H202V26H201ZM201 27H200V28H201ZM218 27H219V26H218ZM228 27H229V26H228ZM230 27H231V26H230ZM236 27H237V26H236ZM238 27H239V25H238ZM238 27H237V28H238ZM14 28H15V26L13 27V29H14ZM22 28H23V27H22ZM47 28H48V27H47ZM54 28H53V29H54ZM105 28H108V27H105ZM118 28H119V27H118ZM139 28H140V27H139ZM142 28H143V27H142ZM149 28H150V27H149ZM170 28H171V27H170ZM206 28H207V26H206ZM206 28H205V29H206ZM211 28H214V27H211ZM233 28H235V27H233ZM10 29H8V31H9ZM13 29H12V30H13ZM20 29H21V28H20ZM57 29H58V30H57ZM96 29H98V28H96ZM115 29H116V28H115ZM123 29H124V28H123ZM137 29H138V28H137ZM140 29H141V28H140ZM140 29H139V30H140ZM150 29H151V28H150ZM150 29H149V30H150ZM164 29H165V28H164ZM194 29H196V28H194ZM197 29H198V28H197ZM207 29H208V28H207ZM214 29H215V28H214ZM216 29H217V28H216ZM216 29H215V30H216ZM221 29H220V30H221ZM226 29H227V28H226ZM226 29H225V30H226ZM23 30H25V29H23ZM26 30H27V29H26ZM51 30H52V29H51ZM89 30H90V29H89ZM116 30H118V29H116ZM146 30H147V29H146ZM172 30H173V29H172ZM172 30L170 29V31H172ZM184 30H186V29H184ZM184 30H183V31H184ZM189 30H191V29L188 28V31H189ZM199 30H200V29H199ZM210 30H211V29H210ZM210 30H209V31H210ZM215 30H214V31H215ZM228 30L231 31L230 29H227L226 31H228ZM235 30H238V29H235ZM239 30H238V32H239ZM241 30H240V31H241ZM6 31H7V30H6ZM6 31H5V32H6ZM8 31H7L6 33H8ZM95 31H96V30H95ZM114 31H115V30H114ZM120 31H121V30H120ZM122 31H123V30H122ZM137 31H138V30H137ZM181 31H182V30H181ZM195 31H196V30H195ZM197 31H198V30H197ZM200 31H203V30H200ZM205 31H207V30H205ZM205 31L203 32L204 34H206ZM216 31H217V30H216ZM223 31H224V30H223ZM9 32H10V31H9ZM12 32H13V31H12ZM22 32H23V31H22ZM59 32H58V33H59ZM97 32H98V30H97ZM100 32H101V31H100ZM100 32H99V33H100ZM117 32H118V31H117ZM123 32H124V31H123ZM123 32H122V33H123ZM142 32H143V31H142ZM145 32H147V31H144V33H145ZM198 32H199V31H198ZM198 32H197V36H198L197 39H201V38H203V37H200V36H199ZM221 32H222V31H221ZM232 32H233V31H232ZM253 32H255V33H253ZM260 32L263 33L264 30H263V31L260 30ZM260 32H258V34H259ZM31 33H32V32H31ZM54 33H55V32H54ZM76 33H77V34H76ZM111 33H113V32H111ZM147 33H148V32H147ZM149 33H151V31H150ZM164 33H166V31H165ZM199 33H200V32H199ZM207 33H208V34H206V35H209L210 32H207ZM212 33H213V32H212ZM214 33H215V32H214ZM219 33H220V32H219ZM219 33H217V34H219ZM223 33H224V32H223ZM240 33H238V35H239ZM246 33H247V34H246ZM9 34H10V33H9ZM12 34H13V33H12ZM21 34H24V33H21ZM83 34L85 35V33H83ZM88 34H89V33H88ZM102 34H103V33H102ZM115 34H116V32H115ZM119 34H121V32H120ZM140 34H142V33H140ZM153 34H154V31H153ZM168 34H169V33H168ZM210 34H211V33H210ZM217 34H216V35H217ZM220 34H222V33H220ZM226 34H227V33H226ZM231 34H232V33H231ZM233 34H234V33H233ZM235 34L237 35V33H235ZM250 34H249V35H250ZM3 35H4V34H3ZM6 35H7V34H6ZM25 35H26V34H25ZM25 35H24V36H25ZM31 35H32V34H31ZM38 35H39V34H38ZM59 35H60V34H59ZM97 35H98V34H97ZM99 35H100V34H99ZM99 35H98V37H99ZM112 35H113V34H112ZM121 35H122V34H121ZM143 35H144V34H143ZM159 35H160V34H159ZM166 35H167V33H166ZM170 35H171V34H170ZM194 35H195V34H194ZM214 35H215V34H214ZM214 35H213V36H214ZM222 35H223V34H222ZM228 35H230V34H228ZM238 35H237V36H238ZM245 35H242V37L244 38ZM249 35H248V36H249ZM4 36H5V35H4ZM29 36H30V35H29ZM40 36H41V35H40ZM43 36H44V35H43ZM82 36H83V35H82ZM86 36H87V35H86ZM94 36H95V35H94ZM116 36H117V35H116ZM125 36H126V35H125ZM141 36H142V35H141ZM151 36H155V35H151ZM151 36H147V37H151ZM156 36H158V35H156ZM160 36H161V35H160ZM160 36H159V37H160ZM184 36H185V35H184ZM192 36H193V35H192ZM201 36H203V35L201 34ZM209 36H210V35H209ZM209 36H208V37H209ZM218 36H219V35H218ZM224 36H226V35H224ZM230 36H231V35H230ZM257 36H258V35H257ZM259 36H260V34H259ZM262 36H263V34H262ZM79 37H80V36H79ZM84 37H85V36H84ZM88 37H89V35H88ZM96 37H97V36H96ZM100 37H101V36H100ZM100 37H99V38H100ZM102 37H103V36H102ZM105 37H106V36H105ZM105 37H103V38H105ZM130 37H131V35H130ZM144 37H146V36H144ZM169 37H170V36H169ZM171 37H172V36H171ZM171 37H170V38H171ZM175 37H177V36L175 35ZM188 37H189V36H188ZM194 37H195V36H194ZM219 37H222V36H219ZM219 37H216V38H215V36L213 37V38H214V39H213L214 44L216 43L215 40H216L217 38L219 39ZM227 37H228V36H227ZM235 37H236V36H235ZM238 37H239V36H238ZM240 37H241V36H240ZM242 37H241L239 40H241V39L243 40ZM251 37H252V36H251ZM263 37H264V36H263ZM6 38H7V36H6ZM28 38H29V37H28ZM30 38H31V37H30ZM34 38H35V37H34ZM126 38H127V36H126ZM155 38H156V37H155ZM155 38H152V39L154 40ZM163 38H164V36H163ZM191 38H192V37H191ZM224 38H225V37H224ZM230 38H231V37H230ZM236 38H237V37H236ZM246 38H248V37H246ZM249 38H250V36H249ZM249 38H248L247 40H249ZM253 38H254V37H252V39H253ZM256 38H257V39H256ZM9 39H10V38H9ZM78 39H79V38H78ZM89 39H90V38H89ZM105 39H106V38H105ZM111 39H112V38H111ZM118 39H119V38H118ZM121 39H122V38H121ZM123 39H124V37H123ZM123 39H122V41L124 42ZM144 39H146V38H144ZM148 39H150V38H148ZM157 39H158V38H156V40H157ZM175 39H176V38H175ZM179 39H180V38H179ZM183 39L185 40V37H184ZM188 39H189V38H188ZM194 39H196V38H194ZM203 39H204V38H203ZM203 39H201V40H203ZM234 39H235V38H234ZM234 39H233V40H234ZM259 39L263 41V39H261V38H259ZM11 40H12V39H11ZM11 40H10V41H11ZM35 40H36V38H35ZM58 40H60V39H58ZM61 40H62V39H61ZM66 40H67V39H66ZM74 40H75V39H74ZM96 40H97V38H96ZM107 40H109V39L107 38ZM129 40H130V39H129ZM129 40H126V39H125V44H126V41H128V43H129ZM169 40H170V39H169ZM177 40H178V39H177ZM210 40H211V38H210ZM210 40H209V41H210ZM220 40H221V38L219 39V41H218V40H217V41L220 43ZM222 40H223V39H222ZM227 40H228V39H227ZM236 40H237V39H236ZM242 40H241V42H242ZM244 40H245V39H244ZM244 40H243V41H244ZM255 40L253 39L254 42L252 41V42H253V45H252V42L248 43L247 41H244V43H248V44H250V47H249V45H248L249 49H250L251 47H252L251 49H253V47H255V46L257 45V44H256L257 42L255 43ZM16 41H17V40H16ZM101 41H102V40H101ZM110 41H112V40H110ZM118 41L120 42V40H118ZM130 41H131V42H134L135 40L132 39V37H131V40H130ZM149 41H151V39H150ZM163 41H164V40H163ZM172 41H174V40H172ZM172 41H171V42H172ZM180 41H181V40H178L177 42L182 43V41H181V42H180ZM189 41H191V39L188 40V42H189ZM197 41H198V40H197ZM203 41H204V40H203ZM203 41H202V43H201L202 45H200L199 42H197V43H198L197 45H198L200 48H202V50L204 49V50H206V51H207V50L211 51V53H213V56H214L213 59L217 61V60H219V58H220V62H218V63L221 64L222 66H225L226 64L223 65V63H226V61H223V59H222V61H221V57H222V56L216 54L217 51L220 50V49L216 50L217 48H216V49L214 48V47H216V46H213V45H214V44L212 43L213 41H212V42H211V41L209 42V41H207V40L205 39L204 42L207 41V42H209L210 45H209L208 43L205 44ZM250 41H251V40H250ZM257 41H258V40H257ZM6 42L8 43L7 40H6ZM56 42H57V41H56ZM59 42H60V41H59ZM59 42H58V44H59ZM63 42H64V41H63ZM74 42L77 43V42H79V40H78V41L76 40V41H74ZM80 42H81V41H80ZM135 42L138 43V41H135ZM147 42H148V40H147ZM185 42H186V41H185ZM200 42H201V41H200ZM218 42H217L216 44H218ZM226 42H227V41H226ZM226 42H225V43H226ZM260 42H261V41H260ZM4 43H5V41H4ZM26 43H27V42H26ZM72 43H73V42H72ZM76 43H75V44H76ZM105 43H106V42H105ZM107 43H108V41H107ZM112 43H113V42H112ZM117 43H118V42H117ZM128 43H127V44H128ZM179 43H178V44H179ZM186 43H187V42H186ZM189 43H190V42H189ZM192 43H193V42H192ZM211 43H212L213 45H211ZM223 43H224V42H223ZM232 43H233V42H231V44H232ZM236 43H237V42H236ZM238 43H239V42H238ZM238 43H237V45L239 46ZM258 43H259V42H258ZM261 43H262V42H261ZM100 44H101V42H100ZM122 44H123V43H122ZM127 44H126V45H127ZM130 44H132V43H130ZM130 44L127 45V46H130ZM134 44H135V43H134ZM151 44H152V43H151ZM161 44H164V43L161 42ZM166 44H167V43H166ZM166 44H165V45H166ZM168 44H172V43H168ZM195 44H196V43H195ZM207 44H208V45H207ZM234 44H235V43H234ZM240 44H241V46H242L243 43H240ZM255 44H256V45H255ZM8 45H9V44H8ZM12 45H13V44H12ZM86 45H87V44H86ZM88 45H90V44H88ZM102 45H103V44H102ZM102 45H101V46H102ZM106 45H107V44H106ZM108 45H109V44H108ZM108 45H107V46H108ZM113 45H114V44H113ZM117 45H119V44H117ZM135 45H136V44H135ZM139 45H140V43H139ZM148 45H149V44H148ZM152 45H153V44H152ZM180 45H181V44H180ZM182 45H186V44L183 43ZM189 45H190V44H189ZM189 45H188V46H189ZM191 45H192V44H191ZM218 45L220 46V44H218ZM218 45H217V46H218ZM226 45H227V44H226ZM226 45H225V46H226ZM251 45H252V46H251ZM258 45H259V44H258ZM258 45H257V46H258ZM10 46H11V45H10ZM104 46H105V45H104ZM111 46H112V45H110V47H111ZM114 46H115V45H114ZM123 46H124V45H123ZM142 46H143V45H142ZM146 46H147V45H146ZM154 46H155V44H154ZM158 46H159V43H158V45H157L156 47H158ZM160 46H161V45H160ZM160 46L158 47V49L160 48ZM193 46H195V45L193 44ZM193 46H191V48H190V46H189V48H190V49H193V48H192ZM211 46H212V47H211ZM243 46H244V44H243ZM246 46H247V45H246ZM60 47H61V46H60ZM64 47H65V46H64ZM68 47H69V46H68ZM85 47H86V46H85ZM88 47H89V46H88ZM94 47H95V46H94ZM94 47L92 46L91 48H94ZM112 47H113V46H112ZM131 47H132V46H131ZM139 47L141 48V46H139ZM143 47H145V46H143ZM164 47H165V46H164ZM171 47H172V46H171ZM183 47H185V46H183ZM222 47H223V46H222ZM233 47H234V46H233ZM236 47H237V46H236ZM34 48H35V47H34ZM62 48H63V47H62ZM65 48H66V47H65ZM91 48L89 47V50H90ZM98 48H99V47H98ZM102 48H103V47H102ZM118 48H120V47H118ZM161 48H162V47H161ZM167 48H169V46H168ZM189 48H186V49H189ZM218 48H221V46L218 47ZM225 48H226V47H225ZM240 48H242V47H240ZM246 48H247V47H246ZM30 49H31V48H30ZM42 49H43V48H42ZM60 49H61V48H60ZM63 49H64V48H63ZM87 49H88V48H87ZM129 49H130V48H129ZM143 49H144V48H143ZM145 49H147V48H145ZM153 49H154V48H153ZM165 49H166V48H165ZM169 49H170V48H169ZM171 49H172V48H171ZM173 49H174V48H173ZM229 49H230V48H229ZM233 49H234V48H233ZM233 49H231V51H232ZM247 49H248V48H247ZM259 49H260V48H259ZM261 49H263V48L261 47ZM32 50H33V49H31V51H32ZM45 50H46V49H45ZM85 50H86V49H85ZM91 50H93V49H91ZM109 50H110V48H109ZM114 50H115V49H114ZM116 50H117V48H116ZM193 50H194V49H193ZM195 50H197V49H195ZM195 50H194V51H195ZM199 50H200V49H199ZM235 50H236V49H235ZM239 50H240V49H238V51H239ZM242 50H243V49H242ZM256 50H257V48H256ZM33 51H35V49H34ZM50 51H51V50H50ZM50 51H49V52H50ZM53 51H54V50H53ZM73 51H74V50H73ZM73 51H72V52H73ZM87 51H88V50H87ZM95 51H96V50H95ZM120 51H121V49H120ZM143 51H144V50H143ZM147 51H148V50H147ZM158 51L160 52V51H162V50H158ZM164 51H165V50H164ZM170 51H171V50H170ZM188 51H190V50H188ZM194 51L191 50L190 52L194 53ZM200 51H201V50H200ZM200 51H198V52H200ZM209 51H208V52H209ZM221 51H223V50H221ZM231 51H230V52H231ZM233 51H234V50H233ZM233 51H232V52H233ZM248 51H249V50H248ZM250 51H251V50H250ZM257 51H258V50H257ZM259 51H260V50H259ZM41 52H42V51H41ZM51 52H52V51H51ZM54 52H55V51H54ZM57 52H58V51H57ZM68 52H69V51H68ZM90 52H91V51H90ZM98 52H99V51L97 50V53H98ZM103 52H104V51H103ZM109 52H110V51H109ZM117 52H118V51H117ZM134 52H135V51H134ZM138 52H139V51H138ZM141 52H142V49H141ZM148 52H149V51H148ZM150 52H151V51H150ZM167 52H168V51H167ZM177 52H178V51H177ZM177 52H176V53H177ZM201 52H202V51H201ZM208 52H207V53H208ZM253 52H254V53H253ZM261 52H262V50H261ZM63 53H64V52H62V54H63ZM65 53H66V51H65ZM73 53H75V52H73ZM92 53H93V51H92ZM97 53H96V54L94 53V54H92V55H93V56H94V55H97ZM119 53H120V52H119ZM132 53H133V52H132ZM135 53H137V52H135ZM143 53L145 54V52H143ZM143 53H142V55H143ZM173 53L175 54V52H173ZM178 53H180V52H178ZM218 53H219V52H218ZM223 53H224V52H223ZM225 53H226V52H225ZM236 53H237V52H236ZM236 53H235V54H236ZM252 53H253V54H251V55H255V48H254V50H252ZM112 54H113V52H112ZM114 54H115V53H114ZM147 54H148V53H147ZM155 54H156V51H155ZM160 54H161V53H160ZM181 54H183V52H182ZM186 54H188V53H186ZM189 54H190V53H189ZM194 54H195V53H194ZM197 54H198V53H197ZM201 54H202V53H201ZM204 54H205V51H204ZM235 54H234V55H235ZM241 54L243 55V52H242ZM244 54H245V53H244ZM257 54L260 55V53H257ZM33 55H34V54H33ZM44 55H45V54H44ZM46 55H47V54H46ZM89 55H90V54H89ZM92 55H91V56H92ZM115 55H116V54H115ZM119 55H121V54H119ZM137 55H138V54H137ZM142 55H141V56H142ZM149 55H150V54H149ZM157 55H158V54H157ZM168 55H169V53H168ZM179 55H180V54H179ZM202 55H203V54H202ZM222 55H223V54H222ZM3 56H4V55H3ZM41 56H42V55H41ZM41 56H40V57H41ZM48 56H49V55H48ZM61 56H62V55H61ZM86 56H87V55H86ZM93 56H92V57H93ZM98 56H99V54H98ZM98 56H97V57H98ZM121 56H122V55H121ZM146 56H147V55H146ZM153 56H155V55H153ZM170 56H171V55H170ZM175 56H176V55H175ZM182 56H184V54H183ZM182 56H181V57H182ZM197 56H199V54H198ZM218 56H220V57H218ZM237 56H239V55H237ZM237 56H236V57H237ZM245 56H246V55H245ZM260 56H262V55H260ZM260 56H259V58H260ZM263 56H264V55H263ZM4 57H5V56H4ZM42 57H43V56H42ZM45 57H46V56H45ZM62 57H63V56H62ZM88 57H89V56H88ZM92 57H91V58H92ZM101 57H103V56H101ZM117 57H118V55H117ZM122 57H124V56H122ZM127 57H128V56H127ZM130 57H131V56H130ZM139 57H140V56H139ZM139 57H138V58H139ZM144 57H145V56H144ZM181 57H180V58H181ZM199 57H200V56H199ZM199 57H198V58H199ZM232 57H233V56H232ZM242 57H243V56H242ZM247 57H248V60H247V61L250 63L249 56H247ZM52 58H53V57H52ZM56 58H57V57H56ZM75 58H76V57H75ZM95 58H96V56H95ZM95 58H94V59H95ZM131 58H132V57H131ZM134 58H137V57H134ZM147 58H148V57H147ZM152 58H153V57H152ZM177 58H178V57H177ZM182 58H184V57H182ZM193 58H194V57H193ZM198 58L196 59V57H195L196 60H198ZM228 58H229V57H228ZM252 58H253V56H252ZM46 59H47V58H46ZM50 59H51V58H50ZM67 59H68V58H67ZM67 59H66V60H67ZM98 59H99V58H98ZM113 59H114V58H113ZM118 59H119V58H118ZM149 59H150V57H149ZM165 59H166V58H165ZM195 59H194V60H195ZM209 59H210V57H209ZM213 59H212V61H213ZM225 59H227V56H226ZM233 59H234V58H233ZM233 59H232V60H233ZM246 59H247V58H246ZM256 59H257V57H256ZM256 59H255V60H256ZM1 60H2V59H1ZM16 60H18V59H16ZM47 60H48V59H47ZM53 60H55V59H53ZM66 60H65V61H66ZM75 60H76V59H75ZM92 60H93V59H92ZM116 60H117V59H116ZM140 60H141V59H140ZM146 60H147V59H146ZM150 60H151V59H150ZM166 60H167V59H166ZM166 60H165V62H166ZM199 60H200V59H199ZM199 60H198L197 63H199V62H203V60H202V61H199ZM227 60H228V59H227ZM229 60H231V58H230ZM232 60H231V61H232ZM234 60H235V59H234ZM243 60H244V58H243ZM255 60H254V61H255ZM258 60H259V59H258ZM258 60H257V61H258ZM263 60H264V59H262V62H264ZM7 61H8V60H7ZM12 61H13V60H12ZM22 61H23V60H22ZM63 61H64V60H63ZM93 61H94V60H93ZM98 61H99V60H98ZM108 61H109V60H108ZM110 61H111V59H110ZM190 61H191V60H190ZM210 61H211V60H209V62H210ZM251 61H252V60H251ZM9 62H10V61H9ZM16 62H17V61H16ZM20 62H21V61H20ZM49 62H50V61H49ZM53 62H54V61H53ZM57 62H58V61H57ZM73 62H74V61H73ZM75 62H76V61H75ZM132 62H133V61H132ZM148 62H149V61H148ZM171 62H172V61H171ZM171 62H170V63H171ZM182 62H184V61H182ZM186 62H187V61H186ZM221 62H222V63H221ZM252 62H253V61H252ZM252 62H251V63H252ZM7 63H8V62H7ZM7 63H5V64H7ZM26 63H27V62H26ZM28 63H29V62H28ZM51 63H52V62H51ZM61 63H62V62H61ZM63 63H64V62H63ZM96 63H97V62H96ZM98 63H99V62H98ZM113 63H114V62H113ZM150 63H151V62H150ZM152 63H154V62H152ZM152 63H151V64H152ZM194 63H195V62H194ZM203 63H204V62H203ZM218 63H217V64H218ZM244 63H245V62H244ZM260 63H261V62H260ZM1 64H4V63H1ZM19 64H20V63H19ZM54 64H55V63H54ZM105 64H106V63H105ZM164 64H165V63H164ZM168 64H169V63H168ZM168 64H167V65H168ZM214 64H215V63H214ZM214 64H213V65H214ZM228 64H229V62H228ZM233 64H234V63H233ZM236 64H237V63H236ZM245 64H246V63H245ZM245 64H244V66H245ZM253 64H254V62H253ZM30 65H31V64H30ZM51 65H52V64H51ZM69 65H70V64H69ZM108 65H109V64H108ZM113 65H114V64H113ZM113 65H112V66H113ZM137 65H138V64H137ZM137 65H136V66H137ZM170 65H171V64H170ZM197 65H198V64H197ZM199 65H200V63H199ZM199 65H198V66H199ZM201 65H202V64H201ZM210 65H211V64H210ZM210 65H208V66H210ZM231 65H232V64H231ZM231 65H230V66H231ZM249 65H250V64H249ZM255 65H256V64H255ZM255 65H253V66L255 67ZM261 65H262V64H261ZM263 65H264V63H263ZM13 66H14V65H13ZM17 66H18V65H17ZM32 66H33V65H32ZM47 66H48V65H47ZM54 66H55V65H54ZM56 66H58V65H56ZM96 66H97V65H96ZM114 66H116V65H114ZM132 66H133V65H132ZM163 66H164V65H163ZM163 66H162V67H163ZM195 66H196V65H195ZM233 66H234V65H233ZM233 66H232V67H233ZM244 66H242V67H244ZM247 66H248V65H247ZM251 66H252V65H251ZM8 67L10 68V66H8ZM8 67H7V68H8ZM19 67H20V66H19ZM99 67H100V66H99ZM106 67H107V66H106ZM118 67H119V66H118ZM123 67H124V66H123ZM160 67H161V64H160ZM160 67H159V68H160ZM167 67H170V68H171V66H167ZM192 67H194V66H192ZM199 67H200V66H199ZM204 67H205V66H204ZM217 67H218V66H217ZM225 67L228 68L229 66L226 65ZM236 67H237V66H236ZM240 67H241V66H240ZM240 67H239V68H240ZM245 67H246V66H245ZM260 67H261V66H260ZM12 68H13V67H12ZM16 68H17V67H16ZM56 68H57V67H56ZM58 68H60V67H58ZM109 68L111 69V67H109ZM113 68H114V67H113ZM113 68H112V69H113ZM164 68H165V67H164ZM201 68H202V67H201ZM201 68H200V69H201ZM206 68H207V67H206ZM210 68H211V66H210ZM222 68L224 69V67H222ZM229 68H231V67H229ZM250 68H251V67H250ZM250 68H248V69H250ZM261 68H262V67H261ZM261 68H260V69H261ZM1 69H2V68H1ZM95 69H96V68H95ZM131 69H132V68H131ZM162 69H163V68H162ZM200 69H199V70H200ZM211 69H212V68H211ZM211 69H210V70H211ZM216 69H217V68H216ZM234 69H235V70H236V69L238 70V68H234ZM246 69H247V68H246ZM253 69H254V68H253ZM256 69H257V65H256ZM260 69H259V70H260ZM106 70H107V69H106ZM134 70H135V69H134ZM164 70H165V69H164ZM213 70H214V68H213ZM213 70H212V71H213ZM219 70H220V69H219ZM243 70H245V69H243ZM257 70H258V69H257ZM261 70H263V69H261ZM261 70H260V72H259V71H258V72H259V73H262ZM2 71H3V70H2ZM59 71H60V69H59ZM61 71H62V70H61ZM65 71H66V70H65ZM68 71H69V70H68ZM72 71L75 72L74 70H72ZM112 71H113V70H112ZM192 71H193V70H192ZM212 71H210V72H212ZM217 71H218V70H217ZM221 71H222V70H221ZM232 71H233V70H232ZM250 71H251V69H250ZM79 72H81V71H79ZM114 72H115V70H114ZM133 72H134V71H133ZM133 72H131V73H133ZM194 72H195V70H194ZM197 72H198V70H197ZM201 72H202V69H201ZM224 72H225V71H224ZM230 72H231V71H230ZM230 72H229V73H230ZM239 72H240V71H239ZM248 72H249V71H248ZM252 72H253V70H252ZM40 73H41V72H40ZM106 73H108V72H106ZM106 73H104V74L106 75ZM110 73H111V72H110ZM174 73H175V71H174ZM199 73H200V72H199ZM199 73H196V74H199ZM203 73L205 74V75H203V76H204V77L206 76V79H207V74H206L207 72H206V73L203 72ZM208 73H209V71H208ZM219 73H220V71H219L217 74H216V72H215L216 75H218ZM246 73H247V72H246ZM43 74H44V71H43ZM75 74H76V73H75ZM75 74H74V75H75ZM80 74H81V73H80ZM111 74H112V73H111ZM201 74H202V73H201ZM215 74H214V75H215ZM242 74H243V73H242ZM263 74H264V73H263ZM36 75H37V74H36ZM51 75H52V74H51ZM76 75H77V74H76ZM76 75H75V76H76ZM81 75H82V74H81ZM97 75H98V74H97ZM132 75H133V74H132ZM135 75H137L136 72H135ZM172 75H173V74H172ZM175 75H176V74H175ZM180 75H182V74H180ZM211 75H212V73H211ZM216 75H215V77H216ZM220 75H221V73H220ZM220 75H219V76H220ZM223 75H225V74H222V76H223ZM34 76H35V75H34ZM38 76H40V75H38ZM61 76H62V75H61ZM77 76H78V75H77ZM111 76H112V75H110V77H111ZM141 76H142V75H141ZM226 76H227V74H226ZM248 76H249V75H248ZM261 76H263V75L261 74ZM43 77H44V76H43ZM45 77H46V76H45ZM66 77H68V76H66ZM73 77H74V76H73ZM73 77H72V78L70 79V81L68 82V86H69L70 91L74 92L75 94H78V95L82 98L83 102L87 103V106H88L89 102L91 103V100H92V93L90 92L89 88L84 87V85L80 83V80L78 81V79L76 80V79H74ZM104 77H105V76H104ZM110 77H108V78H110ZM113 77H115V76H113ZM136 77H137V76H136ZM170 77L172 78V76H170ZM198 77H199V76H198ZM215 77H214V78H215ZM223 77H224V76H223ZM232 77H234V75H233ZM253 77H255V76L253 75ZM253 77H252V78H253ZM256 77H257V76H256ZM78 78H79V76H78ZM106 78H107V76H106ZM138 78H139V77H138ZM217 78H218V77H217ZM217 78H215V79H217ZM221 78H222V77H221ZM230 78H231V76H230ZM235 78H236V77H235ZM237 78H238V77H237ZM237 78H236V79H237ZM49 79H51V78H49ZM68 79H69V77H68ZM93 79H94V78H93ZM174 79H176V78H174ZM238 79H239V78H238ZM81 80H82V79H81ZM88 80H89V79H88ZM95 80H96V79H95ZM150 80H152V79H150ZM155 80H156V78H155ZM155 80H154V81H155ZM180 80H181V79H180ZM185 80H186V79H185ZM199 80H200V79H199ZM207 80H208V79H207ZM207 80H204V81H206L205 83H207ZM219 80H220V77H219ZM225 80H226V79H225ZM230 80H232V78H231ZM230 80H229V81H230ZM233 80H234V79H233ZM240 80H241V79H240ZM92 81H93V80H92ZM96 81H97V80H96ZM99 81H100V80H99ZM103 81H104V80H103ZM114 81H115V80H114ZM166 81H167V80H166ZM220 81L223 82L224 80H220ZM220 81H219V82H220ZM226 81H227V80H226ZM229 81H228V82H229ZM253 81H254V80H253ZM58 82H59V81H58ZM88 82H89V81H88ZM108 82H109V81H107V83H108ZM155 82H156V81H155ZM175 82H176V80H175ZM202 82H203V81H202ZM202 82H201V83H202ZM209 82H210V81H208V83H209ZM215 82H216V81H215ZM215 82H214V83H215ZM224 82H225V81H224ZM228 82H227V83H228ZM230 82L232 83V81H230ZM236 82H237V81H236ZM254 82H256V80H255ZM261 82H262V81L260 80V84H261ZM41 83H42V82H41ZM82 83H84V81H82ZM99 83H100V82H99ZM110 83H111V86H112V84H113L112 81H111ZM110 83H109V84H110ZM171 83L173 84V82H171ZM181 83H182V82H181ZM185 83H188V82L185 81ZM205 83H204V84H205ZM227 83L225 82V85H226ZM231 83H230V84H231ZM237 83H238V82H237ZM237 83H236V84H237ZM109 84H107V87H108V86L110 87ZM153 84H154V82H153ZM155 84L157 85V83H155ZM169 84H170V83H169ZM204 84H203V85H204ZM210 84H213V83H210ZM220 84H221V82H220L218 85L216 84L217 87H215V89H217L218 86H219ZM228 84H229V83H228ZM236 84H235V85H236ZM255 84H256V83H255ZM262 84L264 85V82H262ZM21 85H22V84H21ZM52 85H54V84H52ZM52 85H51V86H52ZM65 85H66V84H65ZM90 85H91V84H90ZM101 85H102V82H101ZM103 85H104V84H103ZM103 85H102V86H103ZM114 85H115V84H114ZM124 85H125V84H123V86H124ZM127 85H128V84H127ZM130 85H134V84H130ZM164 85H165V84H164ZM177 85H178V84H177ZM192 85H193V84H192ZM192 85H191V87H192ZM196 85H197V84H196ZM199 85H200V84H199ZM206 85H207V84H206ZM223 85H224V84H223ZM231 85H232V84H231ZM237 85H238V84H237ZM257 85H258V84H257ZM49 86H50V85H49ZM57 86H58V85H57ZM85 86H86V84H85ZM91 86H93V85H91ZM125 86H126V85H125ZM125 86H124V87H125ZM157 86H158V85H157ZM179 86H180V85H179ZM185 86H186V85H185ZM185 86H184V89H185ZM188 86H189V85H188ZM200 86H201V85H200ZM208 86H209V85H208ZM210 86H211V85H210ZM220 86L224 88V86H222V85H220ZM220 86H219V87H220ZM229 86H230V85H229ZM229 86H228V87H229ZM17 87H18V86H17ZM43 87H44V86H43ZM45 87H46V86H45ZM62 87L64 88V85H63ZM89 87H90V86H89ZM97 87H98V86H97ZM112 87H113V86H112ZM112 87H110V88H112ZM126 87H127V86H126ZM128 87H129V86H128ZM128 87H127V90H122V92L124 93V95H127V96L130 95V96H131V97L129 96L130 98H133V100L136 99V101H137L138 96H137V98H136V96L132 93V91H131L130 89H128ZM134 87H135V86H134ZM138 87H140V86H138ZM138 87H136V88H138ZM174 87H175V85H174ZM174 87L172 86V87H170V88L173 89ZM182 87H183V86H182ZM182 87H181V89H182ZM203 87H204V86H203ZM211 87H212V86H211ZM241 87H242V86H241ZM255 87H256V86H255ZM258 87H259V86H258ZM166 88H167V86H166ZM170 88H169V89H170ZM189 88H190V86H189ZM195 88H196V87H195ZM206 88H207V87H206ZM206 88H205V89H206ZM213 88H214V86H213ZM223 88H222V91L220 90L221 88H220V89L218 88V90H220V91L217 90V94H218V92H219V95H218V96H221V95L223 94V91H224V90L226 91V88H227V87L224 88V90H223ZM231 88H232V87H231ZM233 88H234V87H233ZM246 88H247V87H246ZM256 88H257V87H256ZM17 89H18V88H17ZM28 89H30V88L28 87ZM50 89H51V88H50ZM64 89H65V88H64ZM67 89H68V88H67ZM94 89H95V88H94ZM100 89H101V88H100ZM102 89H103V88H102ZM102 89H101V90H102ZM105 89H106V87H105ZM158 89H159V88H158ZM175 89H176V88H175ZM191 89H192V88H191ZM200 89H201V88H200ZM203 89H204V88H203ZM229 89H230V87H229ZM235 89H237V88L235 87ZM235 89H233V90L235 91ZM244 89H245V88H244ZM247 89H248V88H247ZM252 89H253V87H252ZM22 90H24V89H22ZM26 90H27V88H26ZM43 90H44V89H43ZM116 90H117V88H116ZM116 90H114V91H116ZM166 90H167V89H166ZM173 90H174V89H173ZM185 90H186V89H185ZM185 90H184V91H185ZM189 90H190V89H189ZM197 90H199V89H197ZM206 90H207V89H206ZM230 90H232V89H230ZM230 90H229V92H230ZM240 90H241V89H240ZM240 90H238V93H237L236 91H235V92H236L238 95H240L239 93L241 92V93H242L241 95H243V96H242V99H243L244 97H245V98H248V97H246V95H244L245 90H244V92H242L243 90H241V91H240ZM257 90H259V89H257ZM39 91H40V90H39ZM39 91H38V94L40 93ZM53 91H54V90H53ZM106 91H107V90H106ZM111 91H112V90H111ZM138 91H139V90H138ZM169 91H170V90H169ZM169 91H168V92H169ZM176 91H177V90H176ZM203 91H204L203 93H205V90H203ZM225 91H224V92H225ZM227 91H228V90H227ZM227 91H226V92H227ZM239 91H240V92H239ZM246 91H247V90H246ZM259 91L261 92V90H259ZM29 92H30V91H29ZM67 92H68V91H67ZM102 92H103V91H102ZM122 92H121V93H122ZM133 92H134V91H133ZM143 92H144V91H143ZM177 92L180 93L179 91H177ZM182 92H183V91H182ZM189 92H190V91H189ZM189 92H188V93H189ZM199 92L202 93V91H199ZM220 92H221V93H220ZM229 92H228V93H229ZM232 92H233V91H232ZM250 92H251V89H250ZM254 92H255V91H254ZM25 93H26V91H25ZM62 93H63V92H62ZM119 93H120V92H119ZM136 93H137V92H136ZM136 93H135V94H136ZM170 93H171V92H170ZM191 93H192V91H191ZM197 93H198V92H197ZM236 93H234V94H236ZM245 93H246V92H245ZM252 93H253V92H252ZM257 93H258V91H257ZM58 94H59V93H58ZM111 94H113V93H111ZM115 94H116V92H115ZM172 94H173V91H172ZM192 94H193V93H192ZM220 94H221V95H220ZM224 94H226V93H224ZM224 94H223V95H224ZM229 94H230L229 96L233 98V96H231L232 93H229ZM234 94H233V95H234ZM246 94H248V93H246ZM258 94H259V93H258ZM62 95H63V94H62ZM72 95H73V94H72ZM100 95H101V94H98V96H100ZM119 95L122 96V94H119ZM119 95H115V96H118V97H117V100H118V98H120ZM137 95H138V94H137ZM176 95H178V94H176ZM184 95H185V94H184ZM188 95H189V94H188ZM198 95L200 96V93H198ZM201 95H202V94H201ZM206 95H207V93H206ZM253 95H254V94H253ZM260 95H261V94H260ZM260 95H259V96H260ZM15 96H16V95H15ZM18 96H19V95H18ZM68 96H69V95H68ZM111 96H113V95H111ZM111 96H107V97L109 98V97H111ZM115 96H114V97H115ZM148 96H151V95H148ZM181 96H182V94H181ZM196 96H197V95H196ZM196 96H195V97H196ZM202 96H203V98H204L205 94L202 95ZM215 96H216V95H215ZM224 96L226 97V96H228V94H227V95H224ZM224 96H223V97H224ZM234 96H235V95H234ZM247 96H248V95H247ZM263 96H264V95H263ZM65 97H66V96H65ZM65 97H64V98H65ZM93 97H94V96H93ZM103 97H104L103 95L100 96V98H103ZM107 97H106V99H107ZM190 97H191V96H190ZM200 97H201V96H200ZM205 97H208V95L205 96ZM236 97H237V95H236ZM249 97H251V96H250V93H249ZM254 97H256V96H254ZM257 97H258V95H257ZM257 97H256V98H257ZM261 97H262V96H261ZM68 98H69V97H68ZM111 98H113V97H111ZM122 98H123V96H122ZM127 98H128V97H127ZM130 98H129V99H130ZM139 98H140V97H139ZM139 98H138V99H139ZM142 98H143V97H142ZM155 98H156V97H155ZM178 98H179V97H178ZM240 98H241V96H240ZM259 98H260V97H259ZM113 99H114V98H113ZM124 99H126V98H124ZM124 99H122V102H123ZM149 99H150V98H149ZM172 99H173V98H172ZM179 99H180V98H179ZM184 99H186V98H183V101H182V102L185 101ZM188 99H189V98H188ZM196 99H197V98H196ZM196 99L194 98V101H195ZM201 99H202V98H201ZM204 99H205V98H204ZM208 99H209V97H208ZM210 99H211V98H210ZM224 99H225V98H224ZM227 99H228V98H227ZM227 99H226V100H227ZM234 99H235V97H234ZM236 99L238 100V98H236ZM242 99H241V101L244 100V99H243V100H242ZM251 99H252V98H251ZM65 100H66V99H65ZM115 100H116V99H115ZM117 100H116V101H117ZM119 100H120V99H119ZM131 100H132V99H131ZM150 100H151V99H150ZM159 100H160V99H159ZM190 100H192V99H190ZM197 100H198V99H197ZM197 100H196V101H197ZM202 100H203V99H202ZM206 100H207V98H206ZM229 100H231V99L229 98ZM237 100H236V101H237ZM256 100H257V99H256ZM261 100H263V99H261ZM66 101H67V100H66ZM103 101H104V99H103ZM107 101H110V99L107 100ZM111 101H112V100H111ZM113 101H114V100H113ZM113 101H112V102H113ZM125 101H127V99L124 100V102H125ZM142 101H143V100H142ZM148 101H149V100H148ZM151 101H152V100H151ZM177 101L179 102V100H177ZM186 101H188V100H186ZM186 101H185V103H186ZM196 101H195V102H196ZM199 101H201V100H199ZM246 101H247V100H246ZM67 102H68V101H67ZM114 102H115V101H114ZM119 102H121V101H119ZM122 102H121V103H122ZM132 102H134V101H132ZM137 102H139V101H137ZM143 102H144V101H143ZM159 102H160V101H159ZM192 102H193V101H192ZM207 102H210V101H207ZM225 102H226V101H225ZM227 102H228V100H227ZM227 102H226V103H227ZM231 102H233V103H237L238 101H237V102H234V100L232 99V101L228 102V104H229V103L231 104ZM243 102H244V101H243ZM250 102H252V103H250ZM254 102H255V101H253V100L250 101V99H249V103H248L247 106H252L251 104H253ZM127 103H128V102H127ZM135 103H136V102H135ZM147 103H148V102H147ZM155 103H156V102H155ZM175 103H177V102H175ZM193 103H194V102H193ZM226 103L223 102V104H226ZM233 103H232V105L235 106L236 104H233ZM244 103H245V102H244ZM258 103H259V102H258ZM67 104H68V103H67ZM69 104H70V103H69ZM72 104H73V103H72ZM94 104H95V103H94ZM106 104H108V102H107ZM111 104H112V103H111ZM111 104H110V105H111ZM128 104H130V103H128ZM145 104H146V103H145ZM179 104H180V103H179ZM189 104H190V103H189ZM191 104H192V103H191ZM191 104H190V106H191ZM194 104H195V103H194ZM202 104H203V102H202ZM205 104H206V102H204V105H202V107L205 106ZM208 104H209V103H208ZM211 104H212V103H211ZM238 104H239V102H238ZM242 104H243V103H242ZM246 104H247V103H246ZM249 104H250V105H249ZM256 104H257V102H255V105H256ZM70 105H71V104H70ZM79 105H80V102H79ZM83 105H84V104H83ZM89 105H90V104H89ZM96 105H97V104H96ZM112 105L114 106V104H112ZM122 105H123V103H122ZM122 105H121V106H122ZM137 105H139V103H137ZM199 105H200V103H199ZM215 105H216V104H215ZM255 105H253V106H254L255 108H257ZM28 106H29V105H28ZM33 106H34V105H33ZM74 106H75V105H74ZM97 106H98V105H97ZM116 106H117V105H116ZM193 106H194V105H193ZM196 106H198V105H196ZM206 106H207V105H206ZM212 106H213V104H212ZM240 106H241V105H240ZM242 106L244 107V104H243ZM247 106H246V109L249 108V107L247 108ZM258 106H259V104H258ZM13 107H14V106H13ZM69 107H70V106H69ZM72 107H73V106H72ZM79 107H80V106H79ZM98 107H99V106H98ZM103 107H104V106H103ZM108 107H109V106H108ZM111 107H112V106H111ZM118 107H119V106H118ZM173 107H174V106H173ZM188 107H189V106H188ZM198 107H199V106H198ZM214 107H215V106H214ZM214 107H213V109H214ZM243 107H242V108H243ZM18 108H19V107H18ZM60 108H62V106H61ZM66 108H67V107H66ZM66 108H65V109H66ZM74 108H76V106H75ZM77 108H78V107H77ZM96 108H97V107H96ZM112 108H113V107H112ZM128 108H129V107H128ZM177 108L179 109V107H177ZM191 108H192V107H191ZM191 108H190V109H191ZM196 108H197V107H196ZM251 108H252V107H250V110H251ZM78 109H79V108H78ZM104 109H106V108H104ZM154 109H155V108H154ZM181 109H182V108H181ZM185 109H186V108H185ZM188 109H189V108H188ZM193 109H194V108H193ZM204 109H205V108H204ZM208 109H209V108H208ZM208 109H207V110H208ZM215 109H216V108H215ZM24 110H25V109H24ZM106 110H107V109H106ZM106 110H105V111H106ZM110 110H111V109H110ZM144 110H145V109H144ZM196 110H198V109H196ZM196 110H195V111H196ZM199 110H200V109H199ZM201 110H202V109H201ZM201 110H200V111H201ZM242 110L245 111V108L242 109ZM252 110H253V109H252ZM76 111H77V110H76ZM116 111H117V110H116ZM158 111H159V110H158ZM244 111H243V112H244ZM255 111H256V110H255ZM57 112H58V111H57ZM69 112H70V111H69ZM71 112H72V111H71ZM93 112H94V111H93ZM101 112H102V111H101ZM130 112H131V110H130ZM179 112H180V111H179ZM191 112H192V111H191ZM203 112H204V111H203ZM203 112H202V113H203ZM217 112H218V111H217ZM221 112H222V110H221ZM246 112H247V111H245L244 113L246 114ZM250 112H251V111H250ZM252 112H253V111H252ZM15 113H16V112H15ZM73 113H74V112H73ZM78 113H79V112H78ZM82 113H83V112H82ZM99 113H100V112H99ZM104 113H105V112H104ZM176 113H177V112H176ZM180 113H181V112H180ZM182 113H183V112H182ZM202 113H201V114H202ZM247 113H249V112H247ZM24 114H25V113H23V115H24ZM70 114H71V113H70ZM110 114H111V113H110ZM206 114H208V111H207ZM214 114H215V112H214ZM218 114H219V113H218ZM220 114L223 115V113H220ZM18 115H20V114H18ZM58 115H59V114H58ZM65 115H66V113H65ZM74 115H75V114H74ZM102 115H103V114H102ZM102 115H101V116H102ZM105 115H106V114H105ZM114 115H115V114H114ZM215 115H216V114H215ZM222 115H221V116H222ZM32 116H33V115H32ZM79 116H80V114L78 115V117H79ZM107 116H108V115H107ZM140 116H141V115H140ZM212 116H213V115H212ZM224 116H227V115H224ZM256 116H257V115H256ZM52 117H53V116H52ZM54 117H55V115H54ZM63 117H64V116H63ZM63 117H62V118H63ZM69 117H71V116H69ZM76 117H77V116H76ZM87 117H88V116H87ZM115 117H116V116H115ZM208 117H209V116H208ZM214 117H216V116H214ZM228 117H229V116H228ZM230 117H231V116H230ZM258 117H259V116H258ZM261 117H262V116H261ZM263 117H264V116H263ZM26 118H27V117H26ZM62 118H61V119H62ZM74 118H75V116H74ZM81 118H83V117H81ZM99 118H100V114H98V113H94V114L92 115V120H93L94 122H98V119H99ZM102 118H103V117H102ZM11 119H12V118H11ZM20 119H21V118H20ZM58 119H59V118H58ZM75 119H76V118H75ZM89 119H90V118H89ZM121 119H122V118H121ZM214 119H215V118H214ZM216 119H217V118H216ZM218 119H219V118H218ZM232 119H233V118H232ZM53 120H54V119H53ZM69 120H70V119H69ZM83 120H85V119H83ZM112 120H114V119H112ZM115 120H116V119H115ZM119 120H120V118H119ZM126 120H127V119H126ZM132 120H133V119H132ZM137 120H138V119H137ZM209 120H210V119H209ZM220 120H221V119H220ZM225 120H226V119H225ZM235 120H236V119H235ZM38 121H39V120H38ZM63 121H64V119H63ZM101 121H103V120L101 119ZM106 121H107V120H106ZM117 121H118V119H117ZM128 121H129V120H128ZM128 121H127V122H128ZM138 121H139V120H138ZM227 121H229V120H227ZM258 121H259V119H258ZM261 121H262V119H261ZM17 122H18V121H17ZM74 122H75V121H74ZM86 122L88 123V121H86ZM90 122H91V121H90ZM104 122H105V121H104ZM119 122H120V121H119ZM122 122H123V121H122ZM124 122H126V121H124ZM130 122H131V121H130ZM130 122H129V123H130ZM136 122H137V121H136ZM144 122H145V120H144ZM220 122H221V121H220ZM262 122H263V121H262ZM0 123H1V122H0ZM3 123H4V122H3ZM3 123H2V124H3ZM70 123H71V121H70ZM87 123H86V124H87ZM110 123H111V122H110ZM117 123H118V122H117ZM133 123H134V122H133ZM139 123H142V122L140 121ZM156 123H157V122H156ZM160 123H161V122H160ZM43 124H44V123H43ZM72 124H73V121H72ZM75 124H76V122H75ZM99 124H100V123H99ZM136 124H137V123H136ZM145 124H146V123H145ZM152 124H153V123H152ZM154 124H155V123H154ZM222 124H223V123H222ZM6 125H8V124H6ZM6 125H5V126H6ZM58 125H59V124H58ZM78 125H79V124H78ZM113 125H114V124H113ZM113 125H111V126H113ZM121 125H122V124H121ZM123 125H124V124H123ZM127 125H128V124H127ZM137 125H138V124H137ZM139 125H140V127H141V124H139ZM163 125H164V124H163ZM0 126H1V124H0ZM9 126H10V125H9ZM9 126H7V128H8ZM24 126H26V125H24ZM86 126H87V125H86ZM97 126L99 127L98 124H97ZM115 126H116V125H115ZM146 126H147V125H146ZM167 126H169V125H167ZM199 126H200V125H199ZM28 127H29V126H28ZM59 127H60V126H59ZM65 127H66V126H65ZM90 127H91V126H90ZM117 127H118V126H117ZM150 127H151V125H150ZM153 127H154V126H153ZM153 127H152V128H153ZM156 127H158L157 124H156ZM163 127H164V126H163ZM209 127H210V126H209ZM67 128L69 129V127H67ZM67 128H66V129H67ZM77 128H78V127H77ZM91 128H92V127H91ZM133 128H134V127H133ZM160 128H161V127H160ZM204 128H205V127H204ZM218 128H219V127H218ZM42 129H43V128H42ZM47 129H48V128H47ZM53 129H54V128H53ZM96 129H97V128H96ZM110 129L112 130V128H110ZM113 129H115V128H113ZM118 129H119V128H118ZM118 129L116 128L115 130H118ZM121 129H122V128H121ZM121 129H120V130H121ZM194 129H195V128H194ZM230 129H231V128H230ZM259 129H260V128H259ZM263 129H264V128H263ZM1 130H2V129H1ZM7 130H9V129H7ZM44 130H45V129H44ZM77 130H78V129H77ZM80 130H81V129H80ZM82 130H83V129H82ZM90 130H91V129H90ZM158 130H159V129H158ZM163 130H166V129H163ZM167 130H168V129H167ZM170 130H171V129H170ZM178 130H179V129H178ZM184 130H185V129H184ZM202 130H203V129H202ZM207 130H208V129H207ZM212 130H214V129H212ZM45 131H46V130H45ZM47 131H48V130H47ZM62 131H63V130H62ZM71 131H72V130H71ZM87 131H88V130H87ZM105 131H106V130H105ZM126 131H127V130H126ZM128 131H130V130H128ZM141 131H142V130H141ZM149 131H150V128H149ZM153 131H154V130H153ZM156 131H157V130H156ZM180 131H181V130H180ZM196 131H197V130H196ZM214 131H217V129L214 130ZM214 131H213V132H214ZM219 131H220V130H219ZM27 132H28V131H27ZM48 132H49V131H48ZM65 132H66V131H65ZM74 132H75V129H74ZM77 132H78V134H79V131H77ZM82 132H83V131H82ZM99 132H100V131H99ZM165 132H166V131H165ZM171 132H172V131H171ZM171 132H170V133H171ZM174 132H175V131H174ZM206 132H207V131H206ZM213 132H212V133H213ZM2 133H3V132H2ZM16 133H17V132H16ZM24 133H25V130H24ZM28 133H29V132H28ZM28 133H27V134H28ZM54 133H55V132H54ZM57 133H58V132H57ZM67 133H68V131H67ZM67 133H66V134H67ZM83 133H84V132H83ZM95 133H96V132H95ZM182 133H183V131H182ZM221 133H222V130H221ZM234 133L236 134V132H234ZM246 133H247V132H246ZM49 134H50V133H49ZM62 134H63V132H62ZM64 134H65V133H64ZM70 134H71V132H70ZM87 134H89V132H88ZM102 134H103V133H102ZM109 134H110V133H109ZM115 134H116V133H115ZM119 134H120V132H119ZM128 134H129V132H128ZM128 134H127V135H128ZM143 134H144V132H143ZM173 134H174V133H173ZM177 134H178V133H177ZM188 134H191V136L193 135L192 132H191V133H188ZM214 134H215V133H214ZM224 134H225V133H224ZM226 134H227V133H226ZM261 134H262V133H261ZM41 135H42V134H41ZM60 135H61V134H60ZM95 135H96V134H95ZM130 135H131V134H130ZM133 135H134V134H133ZM135 135H136V134H135ZM141 135H142V134H141ZM141 135H140V136H141ZM157 135H158V134H157ZM202 135H204V134H202ZM209 135H210V134H209ZM253 135L255 136V134H253ZM71 136H74V135H71ZM80 136H81V135H80ZM83 136H85V135H83ZM83 136H82V137H83ZM121 136H122V135H121ZM121 136H120V137H121ZM155 136H156V134H155ZM176 136H177V135H176ZM260 136H261V135H260ZM16 137H17V136H16ZM103 137H104V136H103ZM131 137H132V136H131ZM131 137H130V138H131ZM151 137H152V136H151ZM170 137H171V136H170ZM170 137H169V138H170ZM42 138H43V137H42ZM55 138H56V137H55ZM57 138H58V137H57ZM100 138H101V137H100ZM145 138H146V137H145ZM167 138H168V137H167ZM174 138H175V137H174ZM178 138H179V137H178ZM191 138H193V137H191ZM197 138H198V137H197ZM244 138H245V137H244ZM249 138H250V137H249ZM252 138H253V137H252ZM43 139H44V138H43ZM59 139H60V138H59ZM72 139H73V138H72ZM74 139H75V138H74ZM102 139H103V138H102ZM135 139H136V138H135ZM182 139H183V138H182ZM185 139H189V137L186 136ZM232 139H233V138H232ZM253 139H254V138H253ZM253 139H252V141H253ZM256 139H257V138H256ZM258 139L260 140L259 137H258ZM82 140H85V138L82 139ZM104 140H105V139H104ZM127 140H128V138H127ZM174 140H175V139H174ZM192 140H193V139H192ZM194 140H196V139H194ZM241 140H242V138H241ZM244 140H245V139H244ZM246 140H247V139H246ZM58 141H59V140H58ZM100 141H101V140H100ZM110 141H111V140H110ZM155 141H156V140H155ZM69 142H70V141H69ZM71 142H72V141H71ZM102 142H103V141H102ZM105 142H106V141H105ZM142 142H143V141H142ZM174 142H175V141H174ZM257 142H258V141H257ZM262 142H263V141H262ZM80 143H81V142H80ZM118 143H119V142H118ZM193 143H194V141H193ZM67 144H68V143H67ZM107 144H108V143H107ZM119 144H120V143H119ZM188 144H189V143H188ZM231 144H232V143H231ZM247 144H248V142H247ZM253 144H254V143H253ZM261 144H262V143H261ZM83 145H84V144H83ZM149 145H150V144H149ZM155 145H156V144H155ZM198 145H199V144H198ZM233 145H234V144H233ZM239 145H240V144H239ZM239 145H238V146H239ZM157 146H158V145H157ZM157 146H156V147H157ZM240 146H241V145H240ZM249 146H250V145H249ZM262 146H263V145H262ZM178 147H179V146H178ZM197 147H198V146H197ZM235 147H236V146H235ZM258 147H259V146H258ZM113 149H114V147H113ZM134 149H135V147H134ZM168 149H169V147H168ZM174 149H175V147H174ZM238 149H239V147H238ZM0 150L4 151L3 153H6L7 151H9V147H7V146L4 147V146H2V145L0 144ZM163 150H164V149H163ZM169 150H170V149H169ZM195 150H196V149H195ZM201 150H202V149H201ZM216 150H217V149H216ZM71 151H72V150H71ZM175 151H176V150H175ZM181 151H182V150H181ZM202 151H203V150H202ZM73 152H74V151H73ZM115 152H116V151H115ZM160 152H161V151H160ZM164 152H165V151H164ZM177 152H178V151H177ZM182 152H183V151H182ZM184 152H185V151H184ZM184 152H183V153H184ZM187 152H188V151H187ZM197 152H198V151H197ZM101 153H103V152H101ZM118 153H119V152H118ZM195 153H196V152H195ZM207 153H208V152H207ZM221 153H222V152H221ZM253 153H255V152H253ZM122 154H123V153H122ZM242 154H243V152H242ZM255 154H256V153H255ZM261 154H262V153H261ZM261 154H260V156H261ZM120 155H121V154H120ZM169 155H170V154H169ZM171 155H172V154H171ZM203 155H204V154H203ZM197 156H198V155H197ZM218 156H219V155H218ZM256 156H257V155H256ZM260 156L258 155V157H260ZM209 157H210V156H209ZM211 157H212V156H211ZM213 157H214V156H213ZM188 158H189V157H188ZM203 158H204V157H203ZM50 160H52V159H50ZM217 161H218V160H217ZM53 164H54V163H53ZM107 165H108V164H107ZM58 166H59V165H58ZM100 166H102V165H100ZM96 167H97V166H96ZM98 167H99V165H98ZM53 168H55V167H53ZM1 169H2V166H1V164H0V170H1ZM55 169H56V168H55ZM95 169H96V168H95ZM98 170H100V168H99ZM95 171H96V170H95ZM104 171H105V170H104ZM93 173H94V172H93ZM96 174H97V173H96ZM108 176L110 177V175H108ZM112 176H114V175H112ZM109 177H108V178H109ZM171 177H172V176H171ZM99 178H101V177L99 176ZM112 179H113V178H112ZM166 180H167V179H166ZM43 181H44V180H43ZM64 181H65V182H63V183H64L65 185H67L68 187H72L73 185H75V182H76V180H75L73 177H71V176L65 177V180H64ZM115 181H116V180H115ZM100 182H101V181H100ZM110 182H111V181H110ZM113 182H114V181H113ZM118 182H119V181H118ZM120 183H121V182H120ZM123 183H124V182H123ZM60 184H61V183H60ZM95 184H96V183H95ZM95 184H94V185H95ZM97 184H98V182H97ZM102 184H103V183H102ZM89 185H90V184H89ZM94 185H93V187H91V188H89L87 191H85L86 194H87V195L89 196V198H90L89 200H92V199L94 200V201L92 200V201H90V202L93 203V205H94V202H95V203H96L95 205L99 204L101 208H105V211H104V209H103V214H107V213H105V212H106V209H107V212L109 211V212H111L112 214H114V215L117 217V214H118V213H116V212H117L118 210H117L116 212H114V208H112V205H111V203L109 202V201H111V200L108 199L109 197L106 196V195H108V194L105 195V194L102 192V189H103V188L100 187V189H101V190H100V189L97 187L98 185H97V186H94ZM109 185H110V184H109ZM212 185H213V184H212ZM103 186H104V185H103ZM204 186H206V185H204ZM213 186H214V185H213ZM41 187H42V186H41ZM207 187H208V186H207ZM207 187H206V188H207ZM221 187H222V184H221ZM221 187H220V188H221ZM223 187H224V185H223ZM223 187H222V189H221V192H220V190L217 191V192H218V195H217V194H211V196H212V200L216 201V202L219 203L221 206H224V207L227 208V210H228V211L231 213V215L233 216V219L236 221V224H237L238 228H239V227L242 228V229L239 228L240 230H244V228L249 227V226H248V223H249V222H252V224L254 223L255 225L257 224V226H258V225L262 226V228H260L261 230H260L259 232L261 233V235L264 236V213H262L263 210H261L260 207H258V206H257V207H254V206H253L254 204H252V205L247 204L246 202H244V201L241 200V197L236 198V195H234L235 193H233V195H230V196H235V198H232V199H228L227 197H226V198H225V197H222L221 195H223L224 192H225V190H226V189H225V190L223 191V189H224ZM227 187H228V186H227ZM50 188L54 189V188H55V185H50ZM75 188H76V187H75ZM104 188H105V187H104ZM106 188H107V187H106ZM110 188H111V187H110ZM218 188H219V185H218ZM218 188H217V189H218ZM220 188H219V189H220ZM43 189H45V188H43ZM72 189H73V188H72ZM108 189H109V188H108ZM228 189H229V188H228ZM228 189H227V190H228ZM232 189H233V188H232ZM239 189H240V188H239ZM244 189H245V188H244ZM103 190H104V189H103ZM214 190H215V189H214ZM110 191H111V190H110ZM215 191H216V190H215ZM222 191H223V194H222ZM228 191H229V190H228ZM125 192H126V191H125ZM140 192H141V191H140ZM219 192L221 193V195H219ZM232 192H233V191H232ZM240 192H241V191H240ZM108 193H109V192H108ZM117 193H118V192H117ZM229 193H230V191H229ZM238 193H239V192H238ZM243 193H244V192H243ZM253 193H254V192H253ZM109 194H110V193H109ZM230 194H231V193H230ZM236 194H237V192H236ZM254 194H255V193H254ZM257 194H258V193H257ZM113 195H114V193H113ZM113 195H112V196H113ZM115 195H116V194H115ZM119 195H120V194H119ZM224 195H225V194H224ZM224 195H223V196H224ZM227 195H229V194L227 193ZM227 195H225V196H227ZM239 195H240V193H239ZM260 195H261V194H260ZM85 196H86V195H85ZM261 198H262V197H261ZM84 199H85V197H84ZM87 199H88V198H87ZM85 200H86V199H85ZM118 200H119V199H118ZM263 200H264V197H263ZM87 202H89V201H87ZM134 202H135V201H134ZM250 203H251V202H250ZM262 203H263V201H262ZM118 204H119V203H118ZM258 204H259V203H258ZM84 205H85V202H84ZM99 205H98V206H99ZM260 205H261V204H260ZM260 205H259V206H260ZM84 207H86V205H85ZM93 207H94V206H93ZM114 207H115V206H114ZM224 207H223V208H224ZM86 208H88V206H87ZM96 208H98V207H96ZM119 208H120V207H119ZM138 208H139V207H138ZM52 209H53V208H52ZM92 209H93V208H92ZM99 209H100V208H99ZM87 210H90V209L88 208ZM87 210H86V211H87ZM93 210H94V209H93ZM223 210H224V209H223ZM122 211H123V210H122ZM138 211H139V210H138ZM163 211H164V210H163ZM101 212H102V211H101ZM87 213H88V212H87ZM111 213H110V214H111ZM129 213H130V212H129ZM140 213H141V212H140ZM84 214H85V213H84ZM89 214H90V213H89ZM93 214H94V213H93ZM122 214H125V213L123 212ZM137 214H138V213H137ZM91 215H92V213H91ZM91 215H90V217H91ZM114 215H113V216H114ZM120 215H121V214H120ZM133 215H134V214H133ZM133 215H132V216H133ZM113 216H112V217H113ZM125 216H126V215H125ZM137 216H138V215H137ZM84 217H86V216H84ZM94 217H98V216H94ZM106 217H107V216H106ZM127 217H128V216H127ZM143 217H144V216H143ZM113 218H115V217H113ZM117 218H118V217H117ZM117 218H116V219H117ZM122 218H123V216L121 217V219H122ZM134 218H135V217H134ZM138 218H139V216H138ZM144 218H145V217H144ZM87 219H88V218H87ZM90 219H91V218H90ZM106 219H107V218H106ZM110 219H111V218H110ZM128 219H129V218H128ZM197 219H199V218H197ZM96 220H97V219H96ZM98 220H99V219H98ZM118 220H119V218H118ZM124 220H125V218H124ZM126 220H127V218H126ZM126 220H125V221H126ZM135 220H136V218H135ZM151 220H153V219H151ZM154 220H155V219H154ZM86 221H88V220H86ZM86 221H85V222H86ZM106 221H107V220H106ZM106 221H104V223H105ZM115 221H117V220H115ZM115 221H114V222H115ZM131 221H132V220H131ZM131 221H130V222H131ZM139 221H140V220H139ZM144 221H145V219H144ZM163 221H164V220H163ZM83 222H84V221H83ZM88 222H89V221H88ZM97 222H98V221H97ZM119 222H120V221H119ZM161 222H162V221H161ZM161 222H160V223H161ZM90 223L92 224L93 222H90ZM101 223H102V222H101ZM106 223H107V222H106ZM108 223H111V222H108ZM116 223H118V222H116ZM135 223H136V222H135ZM148 223H149V222H148ZM157 223H158V222H157ZM181 223H182V222H181ZM85 224H86V223H85ZM93 224H94V223H93ZM95 224H96V223H95ZM95 224H94V228H95ZM130 224H132V223H130ZM191 224H194V223H191ZM252 224H251V225H252ZM254 224H253V225H254ZM89 225H90V224H89ZM89 225H88V226H89ZM96 225H97V224H96ZM101 225H102V224H101ZM111 225H112V223H111ZM113 225H115V224H113ZM113 225H112V226H113ZM117 225H119V224H117ZM132 225H134V224H132ZM145 225H146V224H145ZM176 225H178V224H176ZM249 225H250V224H249ZM155 226H156V225H155ZM159 226H160V225H159ZM192 226H194V225H192ZM80 227H82V226H80ZM83 227H85V225H84ZM91 227H93V226H91ZM161 227H162V226H161ZM164 227H165V225H164ZM108 228H110V227H108ZM115 228H116V227H115ZM131 228H132V227H131ZM145 228H146V227H145ZM145 228H144V229H145ZM166 228H167V227H166ZM166 228H162V229H166ZM189 228H190V227H189ZM249 228H250V227H249ZM256 228H257V227H256ZM68 229H69V228H68ZM71 229H73V228H71ZM92 229H93V228H92ZM133 229H134V228H133ZM239 229H238V230H239ZM250 229H251V228H250ZM69 230H70V229H69ZM93 230H94V229H93ZM108 230H109V229H108ZM110 230H112V229H110ZM153 230L156 231V229H153ZM193 230H195V229H193ZM71 231H72V230H71ZM73 231H74V230H73ZM84 231H85V230H84ZM94 231H95V230H94ZM103 231H104V230H103ZM150 231H151V230H150ZM155 231H154V232H155ZM163 231H164V230H163ZM236 231H237V230H236ZM246 231H247V230H246ZM96 232H97V231H95L94 233H96ZM113 232H114V231H113ZM156 232H157V231H156ZM161 232H162V231H161ZM161 232H158V233H157V234H158V235H157L158 238H159V233L161 234ZM164 232H165V231H164ZM196 232H197V231H196ZM241 232H242V231H241ZM85 233H86V231H85ZM94 233H93V234H94ZM98 233H100V230H99ZM101 233H102V232H101ZM109 233H110V232H109ZM168 233H169V232H168ZM71 234H72V233H71ZM87 234H88V233H87ZM111 234H113V233H111ZM111 234H110V237H111ZM146 234H148V233H146ZM162 234H163V233H162ZM162 234H161V235H162ZM165 234H166V235H165L164 237L167 236V233H165ZM104 235H109V234H104ZM132 235H133V234H132ZM168 235H169V234H168ZM193 235H194V234H193ZM84 236H85V234H84ZM86 236H87V235H86ZM88 236H89V235H88ZM97 236H99V235H97ZM102 236H103V235H102ZM143 236H144V235H143ZM204 236H205V235H204ZM92 237H93V236H92ZM108 237H109V236H108ZM110 237H109V240H112ZM136 237H137V236H136ZM152 237H153V236H152ZM155 237H156V236H155ZM164 237H161V238L164 239ZM217 237H218V236H217ZM257 237H258V236H257ZM74 238H75V237H74ZM98 238L100 239V237H98ZM101 238H102V237H101ZM103 238H104V237H103ZM114 238H115V237H114ZM114 238H113V239H114ZM130 238H131V237H130ZM132 238H133V237H132ZM149 238H150V237H149ZM149 238L147 237V239H149ZM158 238H157V239H158ZM167 238H168V237H167ZM167 238H166V240H167ZM178 238H179V237H178ZM89 239H90V237H89ZM91 239H92V238H91ZM118 239H119V238H118ZM120 239H121V238H120ZM124 239H125V238H124ZM133 239H135V238H133ZM136 239H137V238H136ZM151 239H152V238H151ZM151 239H150V240H151ZM153 239H154V237H153ZM155 239H156V238H155ZM163 239H162V240H163ZM180 239H181V238H180ZM180 239H179V240H180ZM182 239H183V238H182ZM95 240H97V239H95ZM174 240H175V238L173 239V241H174ZM220 240H221V239H219L218 241H220ZM72 241H73V240H72ZM87 241L89 242L88 239H87ZM90 241H91V240H90ZM92 241H93V240H92ZM115 241H116V240H115ZM136 241H137V240H136ZM139 241H140V240H139ZM139 241H138V242H139ZM164 241H165V239H164ZM198 241H199V240H198ZM198 241H197V242H198ZM221 241H222V240H221ZM80 242H81V241H80ZM103 242H104V241H103ZM106 242H107V240H106ZM129 242H130V241H129ZM142 242H143V240H142ZM144 242H145V241H144ZM146 242H147V241H146ZM148 242H149V240H148ZM148 242H147V243H148ZM153 242H154V241H153ZM156 242H157V241H156ZM156 242H154V243H156ZM158 242H160V239H159ZM176 242H178L177 239H176ZM179 242H181V241H179ZM188 242H189V241H188ZM193 242H194V241H193ZM223 242L225 243V241H223ZM74 243H75V242H74ZM81 243H83V242H81ZM90 243H91V242H90ZM93 243H94V242H93ZM93 243H91V245H92ZM112 243H114V242H112ZM116 243H117V242H116ZM121 243H123V242L121 241ZM124 243H125V242H124ZM149 243H150L149 245L152 244L151 241H150ZM161 243H163V244H165V245H166V243H167V245H168V249L170 248L169 250H171L172 248L175 249V247H176V245H177V243H175L176 245L174 244V246H172V243H171V245H169V242H165V243H164L163 241H162ZM182 243H184V242H182ZM182 243H181V245H182ZM206 243H207V242H206ZM208 243H209V242H208ZM86 244H87V243H86ZM96 244H98V243H96ZM145 244H146V243H145ZM211 244H213V243H211ZM217 244H218V243H217ZM219 244H220V243H219ZM225 244H226V243H225ZM230 244H232V243H230ZM74 245H76V243H75ZM77 245H79V243H78ZM87 245H88V244H87ZM103 245H104V244H103ZM105 245H106V244H105ZM113 245H114V244H113ZM131 245H132V244H131ZM153 245H154V244H153ZM179 245H180V243H179ZM185 245H188V244H185ZM197 245H198V244H197ZM215 245H216V244H215ZM215 245H214V246H215ZM222 245H223V244H222ZM99 246H100V244H99ZM107 246H108V245H107ZM117 246L119 247V244H118ZM135 246H136V244H135ZM142 246H143V245H142ZM188 246H190V245H188ZM191 246H192V245H191ZM191 246H190V247H191ZM204 246H205V242H204ZM206 246H207V245H206ZM227 246H228V245H227ZM231 246H232V245H231ZM93 247H94V246H93ZM113 247H114V246H113ZM131 247H133V246H131ZM136 247H138V246H136ZM153 247H154V246H153ZM156 247H157V246H156ZM165 247H167V246H165ZM179 247H180V246H179ZM197 247H198V246H197ZM197 247H195V248H197ZM208 247H210V246H208ZM222 247H223V246H222ZM232 247H233V246H232ZM76 248H78V247H76ZM90 248H91V247H90ZM141 248H142V247H141ZM182 248H184V247H182ZM193 248H194V247H192V249H193ZM212 248H213V247H212ZM227 248H229V247H227ZM79 249H80V248H79ZM119 249H120V248H119ZM119 249H118V250H119ZM137 249H138V248H137ZM151 249H152V248H151ZM151 249H149V251H150ZM168 249H167V250H168ZM173 249H172V250H173ZM176 249H177V248H176ZM185 249H186V248H185ZM192 249H190V250L194 253V251H193ZM235 249H236V247H235ZM92 250H93V248H92ZM115 250H116V249H115ZM125 250H128V249L125 248ZM138 250H139V249H138ZM138 250H136V251H138ZM195 250H196V249H195ZM226 250H227V249H226ZM134 251H135V250H134ZM154 251H155V250H154ZM196 251H197V250H196ZM200 251H201V250H200ZM213 251H214V250H213ZM236 251H237V249H236ZM118 252L120 253V251H118ZM157 252H158V251H157ZM159 252H160V251H159ZM226 252H227V251H226ZM231 252H232V251H231ZM237 252H238V251H237ZM113 253H114V252H113ZM121 253H122V252H121ZM121 253H120V254H121ZM123 253H124V252H123ZM123 253H122V254H123ZM127 253H128V251H127ZM134 253H135V252H134ZM143 253H144V252H143ZM174 253H175V252H174ZM227 253H228V252H227ZM132 254H133V253H132ZM136 254H137V252H136ZM136 254H135V255H136ZM149 254H150V253H149ZM160 254H162V253H160ZM176 254H177V253H176ZM180 254H182V253H178V255H180ZM219 254H220V253H219ZM225 254H226V253H225ZM233 254H234V253H232V255H233ZM113 255H114V254H113ZM116 255H117V254H116ZM129 255H131V254H129ZM137 255H138V257H139V254H137ZM146 255H147V254H146ZM197 255H198V254H197ZM203 255H204V254H203ZM230 255H231V253H230ZM236 255H237V254H236ZM118 256H119V255H118ZM126 256L129 258V257H131L132 255H131V256L126 255ZM126 256L124 255V257H126ZM141 256H143V255L141 254ZM157 256H159V254H158ZM160 256H161V255H160ZM176 256H177V255H176ZM194 256H195V255H194ZM200 256H201V255H200ZM223 256H224V255H223ZM234 256H235V255H234ZM124 257H123V258H124ZM134 257H135V256H133V258H134ZM147 257H148V256H147ZM150 257H151V256H150ZM170 257H171V256H170ZM170 257H169V258H170ZM177 257H178V256H177ZM192 257H193V256H192ZM196 257H197V256H196ZM196 257H195V258H196ZM201 257H202V256H201ZM204 257H205V256H204ZM217 257L219 258V256H217ZM123 258H122V259H123ZM141 258H142V257H141ZM158 258H159V257H158ZM220 258H221V257H220ZM220 258H219V261H218V262L215 261V264H235L234 262H233V263H227L228 260H227V261H225V260H226V258H228V257H226L225 259H222V260L225 261V262L222 261L223 263L220 262V261H221ZM231 258H232V257H231ZM117 259H118V258H117ZM117 259H115V261H116ZM131 259H132V257H131ZM136 259H137V257H136ZM145 259H147V258H145ZM149 259H151V258H149ZM153 259H154V258H153ZM161 259L163 260V257H161ZM179 259H180V258H179ZM182 259H183V258H182ZM198 259H199V258H198ZM204 259L206 260V257H205ZM234 259H235V258H234ZM238 259H239V257H238ZM109 260H110V259H109ZM118 260H119V259H118ZM120 260H121V259H120ZM137 260H139V259H137ZM137 260H135V261H137ZM141 260H142V259L139 260V264H140V261H141ZM154 260H155V259H154ZM194 260H195V259H194ZM200 260H201V259H200ZM235 260L237 261V259H235ZM235 260H234V261H235ZM129 261H130V259H129ZM207 261H210V259L207 260ZM131 262H133V260H132ZM145 262H147V260H145ZM178 262H179V261H178ZM192 262H193V261H192ZM195 262H196V260H195ZM198 262H199V261H198ZM203 262H204V261H203ZM211 262H212V261H210L209 263H211ZM229 262H230V260H229ZM113 263H114V262H113ZM129 263H130V262H129ZM135 263H136V262H135ZM147 263H148V262H147ZM152 263H153V262H152ZM156 263H157V262H156ZM164 263H165V262H164ZM164 263H163V261H162V264H164ZM205 263H206V261H205ZM205 263H203V264H205ZM238 263H239V262H238ZM250 263H251V262H250ZM124 264H125V263H124ZM143 264H144V263H143ZM159 264H161V263H159ZM201 264H202V263H201ZM211 264H212V263H211ZM213 264H214V263H213ZM239 264H240V263H239ZM242 264H244V263H242Z\"/></svg>", "mask_w": 264, "mask_h": 264}]
</instances>
